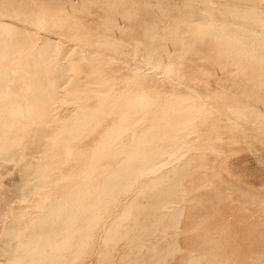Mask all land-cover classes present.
<instances>
[{
  "label": "rangeland",
  "instance_id": "374dc122",
  "mask_svg": "<svg viewBox=\"0 0 264 264\" xmlns=\"http://www.w3.org/2000/svg\"><path fill=\"white\" fill-rule=\"evenodd\" d=\"M145 1H147V0H0V10H2L1 12H3L4 14L5 13H8L7 15L5 14L6 16L3 13H0V18L2 17L3 20H4L3 21L2 18H1V21L2 22H6L7 21V23H8V21L11 22V24L9 23V25L11 26L12 31L15 30V33L17 32V34L19 35V38H22V37H25V36L27 37V35L29 34L28 35V38L30 40L28 38L27 39L29 41H32V42H29V41L26 42L25 41V38L26 37L24 39L22 38L23 39V42L25 41V43H26V44L23 43V44H25L24 46H25V50H26V55H24L25 52H23V53L20 52L19 55H18L20 59L18 58V60H17L20 63L17 62L16 65L15 64L14 65H11L13 67L10 68V70H13V71L16 70V72L14 71L16 75L13 72L9 71V73L11 75L10 77H11V79L14 80V82H13V80H9L7 82V86H8V88L10 90L12 89L11 92H12V94L13 93L15 94V95L13 94L14 97H17V99L23 100L24 98H26V97H28L29 95L32 94V91L30 89L27 88V91H26V84H27L26 83V79H28L29 76L31 78V76L33 75L32 71H33V68H34V63H35V61H37L39 59V58H37V56L39 57V55H40L39 52H38L39 51L38 48L40 49L41 44H43L44 41L46 39H48L47 36H49V39L52 37L53 42H54V45L55 46L58 45V47L57 46L56 47L58 49H60L59 44H57V43H60L59 41H61V39H62L63 36L67 37L66 34H68V37L70 36L69 37L70 39H68V37L67 38H64L63 37V39H62L61 42L64 41L66 44L62 43V44H64V46L62 44H60V45H62L61 46L62 48H64V47L67 48V50H66L67 57L65 59V56L66 55L63 53L65 55L63 57V55L61 53V54L57 55L58 58L55 57V59H54V60H56V58H57V60H56L57 63L56 62H53V63L59 65L60 60H61L60 57H61L62 58L61 62H64V63H62V64L60 63V64L65 67L63 69L66 70V73H68L67 75L68 76L70 75L71 83H72V81L75 82V85H74L73 90H75V89L76 90L75 91H72L68 96L70 97V95H71L70 98L75 99L77 97V93H74V92H78V94H79V92H81V90H79V89L80 88L82 89L83 87H85V85H82V83L83 84H86L88 81H91L92 79H93V82H90V83H93L92 86H95L96 85L95 86L96 88L102 90V92L99 93V95H101L103 93L102 94V97L101 96H98V100L99 101H97L98 103L101 101L100 103H101V107L103 109L101 108V110L99 112L100 114L98 113L99 115H97L98 117H96L97 120L95 119V121L93 122V125L90 124V125H87L88 127L86 126V127L82 128V130H81V132H80V134L78 136V139H77L78 141H75V142L73 141V143H72V154H74V155L71 154V156H73V158L69 155V157L72 158L71 160L70 159L69 160L66 159V158H68V156L67 155L65 156V154H66L65 147L59 145L56 148H50V149H48L47 151L49 152V150H50V152H49V154L48 153L46 154L47 156L46 155L42 156L40 154V153H44L45 154L47 152L46 149L44 151H42V152H38L37 153V155H38L37 157L38 158L36 156H34L36 154L34 150L28 149V150L25 151V155H24L25 158L24 159L22 158L23 160H20V161H17V162L14 161L15 163H13V165L17 164L18 162L20 164L22 162L29 161V160L36 161V159H37L39 161L41 159L40 160V163H42L43 166H46V164H47L46 167H48V169L50 171L49 173L51 175H53V176L54 175H61V176L64 175V176H66V174L69 173V172H70L69 174L75 173V176H78L79 175L78 176L79 178L78 177L77 178L80 181V179H81L80 177H81L82 173H84L83 172V169H84L83 167H86V165L89 167L88 164H90V163H86V159L89 160L88 157H90V156L93 155V152H94L93 149L94 148L97 149V147L100 148L102 146V140H103V137H104L103 134L106 135V137H107V133L105 134L104 131L109 132L110 130H108V128L109 129L113 128V126L116 125V122L122 124V121L124 120V118H123L124 115L121 112L123 110H125L127 112H124L123 111V113L125 115H126V113H128V115L125 116L126 117L125 118L126 122H124L125 124H122V125H127L126 123H128V121L129 122L130 121L132 122L133 121V118L135 119V117H138V116H136L137 113H138V110H139V109L137 110V108L139 107L140 109H142V107H140V104H138V103L139 102H142V101H139V102H136V103H131V106L129 107V105H127V103L129 104V98L131 99V97L128 96L130 93L133 95V96L132 95H130V96L134 97L133 91H135V94L142 93L144 91L145 93H143V94H145V97H147V95H149L148 97L151 96L153 98L152 99V98H148L147 97V101L150 99V100H154V102L157 103V104H153L154 102L152 101L151 104H153L154 107L156 106L158 108L161 105V104L158 105V103H162V105L164 104L163 107L166 105V108L167 109L169 108V106H167V101H168L167 99H169L171 96H172L171 98H174L173 97L174 96L173 94H176L175 95V98H176L177 95L179 96L180 99L185 97L184 98L185 100L182 101V108L185 109V111L187 109L188 110L189 109L190 110H195V109H193L194 107L200 108V107L204 106L205 108H204V110H202L201 113H196L195 112L196 114L194 115V117H192L193 116L192 114H191L192 116L191 115H188V117L186 116L187 118H185L183 116L186 119V120H184L183 123H185V121H187L186 123H188V124H184V126H183L182 123H181L182 126H180V128H178V130L174 129L175 130V133H174V130H170L174 134L177 133L176 135H173L170 131L168 133L167 130H161L160 129V126L165 125V124H163L164 123L163 120H160L159 121V122H161V124L159 125V128H156L155 127L156 130H157V132L155 131L156 134L158 133V129L161 130V131H159V134L160 133L161 134H165L164 131H166L168 133L169 137L166 138L165 136H167V135L165 134L164 137H163V139L164 138L165 139L170 138L171 140H168V141L169 142H171V141L173 142L172 139L175 138L174 141H177L179 139L178 141L184 142L183 140L181 141V139L184 138V140H185V143L184 144H185V146L187 144V146L186 147L183 146V147H185L184 148L185 150L184 149L183 150H180L181 152H179L178 155L175 158H171L170 159L171 160V163L172 162L173 163L177 162V163H175V164L172 163L171 164L170 162L167 161L166 164L168 163L169 165H166L165 164L167 166V167H164L165 169H163L164 164L162 166H160L161 164H158L157 166H160L159 169L162 168L163 171L160 173V172H158L159 169H157L158 171H156V172H158V173L155 172L154 174H152V175H155L156 174L157 176H160V177H161V175H163V177H165L167 175L166 173L170 172L168 174H171V171H172V173L174 172L173 170L176 171L173 174H175V175L177 174L176 175V179L177 180L180 179V181H177V180L176 181L177 182H180L181 185H180V183H177V192H176L177 194L176 193H173V194H176L175 196L173 194H169L168 193L171 196V202L172 203L170 202L167 207H170V204H172L171 206H173L174 203H175L174 206L176 204L181 205V207L184 206L183 207V210L181 208V210L183 211V215L180 217L179 225L178 224H175L174 225L175 227L176 226L177 227L179 226V227L178 228L177 227L176 228L175 227L173 228V225H172L171 227L173 229L172 228L169 229L170 226L167 223L170 222V221H168L170 219H168V220H166V219L169 218L168 217L169 215H171V214H169L170 212H168L170 210L167 211L166 209H155V205H156L157 202L153 198H151V197H153V193H154L155 189H158V191H159L160 188H163L162 186H165L166 185V186L169 187V184L166 181H168L170 179H168V180L165 179L163 182L161 181L162 183L160 182L159 184L158 183L155 184L152 180L155 178L154 179V181H155L157 178L159 179V177H155L156 176L155 175V176H153L154 178H152L151 172H149L150 175H148L149 173H147L148 172L147 171L145 173H147L148 176H146L145 173H144V174H142L140 176L139 179L137 178L134 181V183L132 182L134 184V187L133 188L131 187L133 185L132 184V185H129L131 188H128V187L126 188L127 190L129 189L128 191L125 190V192H124V191L121 190L122 192L121 191L118 192V194H119V196L117 194V198L118 199L115 197L116 201H115V199H114V201H112L111 207H108L109 208V211L108 212H105V210L107 211V207L106 206H110V203H108L109 205H104L105 206V207L103 206L104 208L102 207V208L98 209V207L97 208L94 207V209H93L92 208L93 207L92 205L94 203V198H91V196L88 197V199H91V200L87 201V203L90 202L89 205H91V207L88 206V208H89V209L87 208L88 209V212H85V214L84 213L81 214L78 217V220L76 218L77 221L74 220V223H77V224H74L73 225V229L71 228V230L72 231L74 230L75 235L73 236L74 238H71L70 241H69V246L67 247L68 248V251L65 248L66 251L64 250V251H62L63 253H61V252L59 253V255H61V257L62 256H65V258L62 257V261L61 262H64V264L66 262H67L66 264H143V263L144 264H149V263H151L154 260V259H152L154 256L160 255L162 257V259H161V263L162 264H190V263L191 264H195L193 262H198L197 264H200V261H201V264H203L205 260H206V262L207 261L209 262L211 259L215 258V253H216L217 254L216 256H218V257L215 258V259H213V260H211V262L215 260L214 261L215 264H217L219 261H221V262H219L218 264H220V263H222V264H225V263L226 264H240V263L241 264H250L251 262H253V264H257L258 262L260 263V261H261L260 264H264V103L260 102L261 100H263V102H264V80H262V77L264 78V74L263 75L262 74H259L260 72L264 71V68H263V70H260V69H262L261 67H262V63L264 61V56H262L263 59L261 58V60H262L261 63H260L261 60H258L259 62H256V61H254L256 59H253L252 57L251 58L253 59V61H252V59L250 61H247V60L250 59V57L247 56L249 59L246 58L245 55H248V54H246L243 51V49L242 50L240 49L241 47H244L243 46V43H240L239 42V46H238V41H237V44L236 43H232V42H235V40L233 41L228 36V39L231 42L230 43V42H228L229 40L227 41V35L221 34L222 36H218L219 39H218V37L217 38L215 37L216 43L221 40L220 41V45H218L219 43L218 44H215V41L213 40L214 37L212 38V36H206L204 38V40H206V43H208V44L210 43L209 44V49H208L209 51L207 53V56L206 57H203V60H202V57H199V56L197 58H195L196 60L194 59L195 61L193 60V62H191V64H190V66H192L191 69H190V66H189L188 67V70L190 69L189 71H191V70L194 71L193 73L191 71V73L194 74L195 76H197L196 74L199 75V73H201L202 71L205 72V70L206 71L208 70L210 72V74H208L209 72L207 71L206 73H204V75L207 74V76L205 75L204 78H209V81H208V79H206L207 81L206 80H203V76H202L203 75L202 74L203 72H202L201 75L198 76V77H200L201 80H203L202 81L203 84L201 82L202 85L200 84L198 87L192 88L191 90L190 89H187L188 87H186V86L188 84H185V82L183 83V81H184L183 79L184 78L182 79L180 77V74H181V76L183 75L182 74V71H181V69L183 67V63L178 58L179 57V53L178 52L182 48L181 45H184L185 46L186 43H187V41L189 43V41L192 39V37H191V39H189V37H190L189 35H191L189 33L192 32V31H194V32L197 31L198 27H196V25L197 26H198V24L200 25V23H198L197 20H198V18L203 17L201 15H203L202 14V11H203V13L205 12V9L206 8L204 7L205 9H203V6H205V5H203V6L201 5V2H202L201 0H199L200 3L197 0H193V1L196 2V4L193 5V7L195 6L194 7L195 10H196V7L198 6L197 11L194 13V9L191 6L192 5L191 3H193L192 0L185 1V2L183 0H176V1L175 0L174 1L173 0H164V2H161V4H160V1H163V0H159V1L153 0L154 3H152L153 2L152 0L151 1H148L147 3H145ZM171 1L178 2V4L175 3V5H176V7L178 5L181 8L180 11L183 12L182 15H184V13H185L184 11H186V10H187V12H190V7H191V11H193L192 12L193 13L192 16H190L189 13H187V12L185 14V17L182 16L181 15V12L179 11V8L177 7L178 10L176 11V13L174 11V14H173V11H170L169 13L166 14V15L169 14L168 17L166 16L168 18L167 19L166 17L164 18L165 14L162 11L161 12L164 15L162 16L161 13L159 14V11H158V9H156V7L153 8V9H155L153 11L151 8H149V7L146 6V5L151 4V3H152L151 5H156V3H157V5H161V6H164L166 4L165 7L173 6V10H176L177 8H175L174 3L171 2ZM233 1L234 0H231V2L229 0H226V3H225V1L223 2V0H221V2H220V0H217V1L215 0L214 1L215 3H214L213 6H215L216 3L219 2L218 5H216L217 8H218V6H219V8H221L220 6H222V5H223L222 6L223 8L225 6H226L225 8H227L229 4L233 3ZM170 2H171V5H170ZM18 3H22L23 5H21V4L19 5ZM33 3L35 4V6L37 8L34 7V4ZM197 3H198V5H197ZM59 4H61L62 6L59 5ZM67 4H74L75 5V9L72 12L73 14L71 12H70L71 14L69 12H68L69 14L68 13L63 14V12H66L63 6H65ZM199 4L202 6V9L201 10H199L201 8V6ZM14 5H16L18 7L14 6ZM10 6L11 7L14 6L12 8L15 11L14 13L11 10ZM19 6H21V7H19ZM49 6H51V8ZM142 6H144L143 7V10L141 8ZM15 7L17 9L18 8H24V9H18V10H20V12L23 13V14L21 13V15H23L25 17L19 15V16H21V18L20 17H19L20 19L19 18H16L17 22L15 21V19H13L18 14L17 13L18 10H16ZM26 7L28 9H25ZM33 7L35 8L34 10H33ZM38 8H40V12L38 11L39 12L38 13L39 15L37 14V11H35V10H39ZM182 8L184 9V11H182L183 10ZM242 8H240V9H242ZM4 9H7L8 12H6V10H4ZM31 9H32L33 12L31 11ZM147 9H148V11H147L148 13L146 12ZM224 9L221 8V9L215 11V16H216V13H218L217 15L219 16V18H216V20H215V18H213V22L214 21H216V22L220 21L219 19H220V16L221 15L219 13H221V11H222V13H224V12L225 13L226 12L228 13L229 12L227 9H226L227 11L224 10ZM21 10H23L24 12L21 11ZM155 11L157 12V14H154V13H156ZM27 12H28L29 15L31 14L30 15V20H29V15L27 14ZM41 12L46 17V18L43 17V20H44V18L47 19V20H46L45 24L42 25L44 28L41 26L42 28L41 27L38 28V29H40V31L38 29H36L37 30L36 31L34 29L37 28V26H40V25H37L36 26V24H38V22L36 21V19L37 18H41L43 16L41 14ZM9 13H12L14 15V16L13 15L12 16H9L10 18L13 17L12 18L13 20L8 19V15H10ZM15 13H17V14L15 15ZM33 13L35 14L34 16L36 18L35 19L36 22L31 21L32 19H34L33 15H32ZM60 13H62V14H60ZM170 14H171V16L172 15H177L179 19L178 18H174L173 16L171 17ZM194 14H195V16H194ZM26 15H28V16H26ZM150 15L152 16V18L154 17L153 19L152 18L151 19L153 21L155 19L156 21H154V23H157L160 28H158V26L156 24H154L152 20H149L148 17H151ZM222 15H224V14H222ZM227 15L228 14H226V16ZM51 16H52L53 19L50 18ZM65 16H66V18H65ZM103 16H105L106 18L103 17ZM179 16H182V18L180 19ZM226 16L224 15V17L225 18H228V19H224V18L222 19L223 16L221 17V20H225V22H226L225 23L223 21L224 23H222V24H224V25L226 24L227 25V23L230 22L229 23L230 25H227V28H224V27H226V25L225 26L222 25L223 27H221V29L223 28L222 30H224V29H229V30L232 29V30H234L232 27L230 28L228 26H231V24H232L231 20H235V18L233 19V17H231L229 15L227 17ZM6 17H7V19H6ZM58 17L61 20V22H59V23H58V21H60V20L58 19ZM22 18H23V21L24 22L22 21ZM24 18H27L28 21L26 19H24ZM68 18L74 21V24L75 25L73 27H71L72 25H70V27L72 29L69 27V24H73V21H69ZM147 18H148L150 24L148 23ZM236 19H238V18H236ZM20 20H21V22H20ZM37 20L40 21V19H37ZM65 20H68V21H65ZM180 20H182V21H180ZM195 20H196V22H195ZM240 20H242V19H240ZM41 21H42V18H41ZM186 21H189L190 23L189 22H186ZM199 21L201 22V18H200ZM236 21H234V26H235V24L236 25H238V24L241 25V21H240V23H238ZM242 21H243V23H242L243 25L246 24V26L249 25L248 28L251 27L252 24H250V23L247 24V22L244 21V20H242ZM30 22H31L32 25L29 24ZM49 22L51 24H49ZM52 22H53V24H56V25H53ZM62 22H65V23L67 22L66 25L68 24V26L65 27L66 25L65 26H64V24L62 25ZM221 22H218V24H221ZM33 23H34L35 26H33ZM46 23L49 24V25H47ZM147 23H148L149 26L147 25ZM163 23H165V25L162 26ZM195 23H197V24L195 25ZM59 24H61L63 26V28H62V26L59 27L58 26ZM113 24H114V26H112ZM151 24H153V25H151ZM27 25L28 26H32V28L31 27H27ZM44 25L47 26L46 28H48V29H45V26ZM214 25H216V23ZM50 26L51 27L55 26V27L51 28ZM104 26L108 30V37H106L107 35L104 32V31L107 32V30L104 29L105 28ZM232 26H233V24H232ZM56 27H57V29L59 28L58 30L60 32L55 29ZM148 27L149 28L152 27L154 29L153 31H155V29L157 28V30H156L157 33H155L156 32L155 31L154 34L152 33L153 35L149 34V32L151 33V29L152 28L149 29ZM200 27H199V29H200ZM237 27L235 28L234 31H236ZM241 27H242L241 29L244 30V27L245 26H242L241 25ZM29 28L31 30H34V31H32V32H34V34L32 32H30L31 30H28ZM60 28H62L63 30L65 28H66L65 30L68 29L66 31L67 33L64 34L65 33V30L63 31ZM164 28H165L166 31H165V34H163V35L161 34L162 36L160 35L161 38H164L163 40H161V38L157 34H158V32L159 33H162V31H164ZM42 29H44V30H42ZM99 29L102 30L103 32L99 31ZM144 29H146L145 30L146 32H144ZM147 29H149V30H147ZM167 29L168 30L170 29V30L167 32ZM217 29H220V25H219V27ZM241 29H237V30H240L241 31ZM22 30H24V31H22ZM26 30H27V32H26ZM79 30H80V33H78ZM110 30L111 31L114 30L115 33L114 32H109ZM53 31L54 32L56 31L55 34H57V32H58V34L55 36V34H52V33H54ZM68 31L70 32V34H69ZM74 31H76L81 36V38H83V37L85 38L84 35H86L87 37H89L90 42H94V41H95V43L96 42H99L98 44L96 43L98 46L97 45L96 46H93V43L88 42L89 39H87V41H83L86 38L85 39L83 38V40H82L83 42H81V40H79V42H77L76 40L79 39L80 36L78 34H77V36L73 35V34L76 33ZM85 31H87V32H85ZM98 31H99V34H97ZM134 31L136 32V34H135ZM40 32H41V34L38 36V34ZM42 32H43V34L45 36H43ZM45 32H47V33H45ZM48 32H50V33H48ZM61 32H62L63 35L61 34ZM83 32H84V35L82 34ZM133 32H134V34H133ZM137 32H139V33H137ZM142 32H144V33H142ZM173 32H174V34H173ZM85 33H87L89 36L87 34H85ZM102 33L105 35V37L103 36ZM145 33H148V36H153V37L152 38L151 37L150 38L149 37L148 38L147 37L145 38L144 36H147V34H145ZM17 34H13L14 39L17 38V36H18ZM59 34L62 37H60ZM142 34H144V35L142 36ZM3 35L0 34V36H2L3 38L4 37L6 38V35H4V36ZM15 35H17L16 38H15ZM30 35L32 36L31 38L29 37ZM156 35H157V38H158L157 41H156ZM192 35H194L193 32H192ZM73 36L76 37V38L78 36L79 37L75 40ZM132 36H133V39H132ZM2 37H1V39H3ZM96 37H98V40L99 41L96 40ZM7 38H6L7 41L10 40L9 39L10 38L9 36ZM57 38L60 39V40L57 41L58 40ZM186 38H187V40H186V43H185L184 40ZM1 39H0V41H1ZM130 39L131 40H134V41L135 40H138V42L139 41L142 42L141 40H143V43H140L139 42L140 49H138V50H141L143 48V50H141L139 52L136 51L135 50V44L137 43V41H135V44H134V42L131 41ZM147 39H148V41H147ZM210 39H211V41H210ZM6 40L4 42H6ZM178 40H180V41L177 43ZM40 41H43V43H41ZM158 41H160L161 43H162V41L165 42L166 43V46H168V49H167V47L165 46L164 43H163L164 46H162L160 43H158ZM226 41L229 44H232V46L233 45H236L233 48H235V47L237 48V46H238L239 48H237V49L239 51L237 52V50H232V47L230 49V46H228V43H224ZM76 42L79 45H77ZM86 42H88V43H86ZM146 42H148L151 46L153 44L154 49H152L153 48L152 47L151 50H150L149 49L150 48V45H148V43L146 44ZM155 42H156V49L157 50L155 49V45H154ZM3 43L0 42V47L3 45ZM27 43H28V45H27ZM103 43H104L105 46H103ZM39 44H40V46H37ZM123 44H124V47L125 48L127 47L126 50H125L124 47H123L124 49L123 48L121 49V47L123 46ZM128 44H129V46H128ZM131 44L134 45L133 46L134 48L132 47ZM141 44H142V46L146 45L145 47H147L150 52L147 51V53H144L143 51L147 50V48L142 47ZM176 44H178V45L180 44L179 45L180 49H179V47ZM224 44H225V46H224ZM241 44H242V46H240ZM65 45H67V46H65ZM160 45L162 46V50H161L160 47H158ZM215 45H216V49L214 50ZM29 46H30V49L27 50L29 48ZM36 46H37V48H36ZM75 46H77V47H75ZM217 46H219V47H217ZM129 47H132L131 48L132 50L134 49L133 50L134 51L133 53H130L132 51H131V49ZM176 47H178V50L179 51L177 49H174ZM72 48H74V50ZM87 48H89V49H87ZM158 48L160 49V52L161 51L164 52L162 55L165 54V56H164L163 59H165L167 57L165 59L166 61L162 59V61H161L162 64H160V67H158L157 70H156L155 67H149L147 65H143L145 67H141L142 69H140V71H142V73H141L142 76L140 77V80H141V78H142V80L141 81L139 79L137 80V81L140 82V84H139V82L137 83V81H136L137 84L134 83L135 85L132 84L134 86L131 85L132 87H134V89L136 88L137 91L134 90L132 87H128L131 84V83H129L130 81L128 79L136 71L135 70L136 69V65H140L139 62L141 63L142 60H144L146 58V56H147V55H144L145 58H142L141 56H143V54L141 52H143L144 54H148V52H149L148 56H153V55L155 56V55H158L160 53ZM255 48H256V50L257 49L259 50V51L257 50V52L261 53V55H264V51L261 52L263 50V49L261 50V47L259 48L258 46H256ZM35 49H37V50H35ZM90 49L91 50L94 49V51L93 50L90 51ZM83 50L85 52H83ZM87 50H88L89 53L87 52ZM122 50H124L126 53L123 52ZM127 50L128 51L130 50L129 53L127 52ZM155 50L158 51V52H156ZM172 50H174V52ZM231 50L233 52H231ZM74 51H77V52H74ZM118 51L123 52L122 55H120L121 53L118 52ZM176 51H177L178 54H176ZM27 52H28V54H27ZM72 52H73V55H72ZM95 52H97V53H95ZM154 52H156V54H153ZM209 52L210 53L212 52V53L210 54ZM240 52L241 53L243 52L242 53L243 56H242V54ZM79 53H80V55H78ZM127 53L129 55L131 54L130 55L131 57L129 56V60L127 59V56H128ZM136 53H139L140 60L137 59L139 57H138V55L136 56ZM140 53L142 55H140ZM167 53H168V56L169 57L167 56ZM173 53L175 55H177V56H173L174 55ZM239 53H240V56H239ZM27 55H29V57ZM72 56H73V58H72ZM81 56L84 57V58L89 59V61H91V59H93L91 61V62H94V66L92 67V71H93L92 73L93 74H91V73H89V75H88V73L86 74V72L84 71V69H86V68L84 67V63H83V61L85 59L84 58H81ZM90 56H92V57H90ZM133 56H134V58H132ZM170 56H171V59L169 61L168 59L170 58ZM21 57L23 59H21ZM34 57H36V58H34ZM214 57H215L216 60H214ZM1 58H2V56H0V60L3 59L2 61H0V64H1L0 65V70L3 69V68H5V67H7V65L9 64L8 63V61H9L8 58H6V59L5 58H2L1 59ZM24 58H26V59H24ZM74 58H76L77 60L79 58V60L78 61L77 60L71 61V59H74ZM176 58H178L179 62H178V60ZM244 58L247 59V60H245ZM63 59H65L66 61L63 60ZM80 59H84V60L81 61L83 64L80 63ZM131 59H136V60L134 61V60H131ZM197 59H198V61H197ZM76 61L79 62V63H74ZM125 61H126L127 64L125 63ZM137 61H139V62H137ZM163 61H164V63H163ZM239 61L240 62H243V63H241L243 66L242 65H238L240 63ZM65 62H66L67 65H64ZM171 62H174V63H172L173 66L171 65ZM176 62H178V63H176ZM4 63H5V65H4ZM69 63H71V64L74 63V65H69ZM167 63L170 65V67L172 66L171 69H174L175 71H177V69H178L179 71H177V72L179 74L177 72H175V71L173 72V70H172L171 72H172L173 75H171L170 74V71H169V70H171V69H169L170 68L169 65H168L169 68L167 67L168 69L165 67V65L167 66ZM175 63H176V66L178 64L177 67H175ZM54 64H52V66ZM196 64L198 66H200V67L201 66H203V67L205 66L204 69L205 68L206 69L203 70V67L197 69V65ZM61 65H59V66L61 67ZM77 65H78V67L80 69L79 72L77 71L79 69H76V71H77L76 72L75 71V68H74V71L73 72L70 71L71 74L72 73H75L76 74V77L74 78L73 76H75V75L73 74V76H72L71 74H69L68 69L69 70H72L73 68L71 66H77ZM92 65H93V63H92ZM133 65H135V67ZM161 65L164 68H166V69H164ZM236 65H238V66H236ZM82 66L84 67V69H83ZM235 66L238 67V68H240V67H242V68L236 71ZM263 66H264V64H263ZM54 67H55V65H54ZM78 67H76V68H78ZM148 67L151 68V69H149ZM193 67H195V68L193 69ZM20 68L21 69L23 68L22 69L23 71ZM144 68H146V69H144ZM160 68L164 69V71L166 70L165 73L166 72H169V74L166 73L167 74L166 75L164 73V71L161 70ZM143 69L144 70H147V73H150L151 75L146 74ZM154 69L157 72H159V73H157V72L155 73L154 72L155 71ZM150 70H152V71H150ZM160 70L163 71V72H160ZM195 70H196V74H195ZM26 71L28 72V74H27ZM94 71H95V75H94ZM143 71H144V73H143ZM17 72H19V73H17ZM29 73L31 75H29ZM51 73L53 74V72H51ZM77 73H79V74H77ZM17 74H21V76H22V74H24V77H25L24 80H25V82L23 81V79L21 80L23 82L19 81L21 83L20 85L22 87L21 86L19 87V82L16 81V80H20V77H18ZM81 74H83V76H81ZM143 74L146 75V76L149 75V77H147L148 80H147V78H145L146 80H144V75ZM14 75H15V77H14ZM174 75H178L177 76V80L178 81H176V76H174ZM90 76H92L93 78L90 77ZM120 76H122V77L124 76L125 77V78H123L124 80ZM166 76H169L171 78L172 77H175V78H172V79H174L172 81L171 78L169 79ZM259 76H261V77H259ZM32 77H34V76H32ZM22 78H23V76H22ZM30 78H29V80H30ZM85 78H86V80H85ZM260 78H261V81H260ZM256 79H258V81ZM180 80L182 81V83H181ZM84 81L86 83H84ZM125 81L128 82V83L126 82V86L128 87V89H126V86L124 85L125 84ZM142 81L145 82V83H147V85H145V83L143 84ZM175 81L177 83L179 82L180 84H183L184 86L179 85V84L177 85V83L175 84L174 83ZM259 82H260V84H259ZM15 84H17L18 87L15 88V86H16ZM80 85H82L83 87L80 86ZM136 85L137 86L140 85L138 87L141 90ZM141 85H143L144 87L141 88L142 87ZM144 88H145V90H142ZM198 88H200V89H198ZM194 90H195V92H194ZM191 91H193V93H191ZM158 93L161 94V95L159 96ZM72 94L73 95L76 94V96H73L72 97ZM168 94H170V95L168 96ZM165 95H167V96H165ZM261 95H263V96H261ZM80 96H81V99H80ZM80 96L78 95V97H77V100L78 101L76 99L75 100L72 99L73 101H71V99L68 98V102H70L71 104H74L73 106H77L78 107V105H80L78 103L79 102L81 103L82 102V99H83L82 98L83 95L81 94ZM127 96H128V98H126ZM153 96H155V98H160V101L158 102L157 99H156L157 100L156 101ZM187 96L188 97L190 96L191 98L190 97L188 98ZM164 98L165 99L167 98L166 99V104L163 103V101L165 100ZM179 98H177V99H179ZM186 98H188L189 100L190 99H192V100L189 101V102H187L188 99H186ZM258 98L260 100H258ZM1 99H0V108H2L3 105H4V103H5L3 97H1ZM79 99H80V101H79ZM115 100H117L118 102L120 101L119 103H117L116 108H114L115 106L113 107V105L116 104L115 102H117ZM121 100L124 101L123 103H126L125 104V107H128V110H130V111H128L127 108H124V105H121L122 104V101ZM104 101H106V102L110 101V102H108L106 104ZM147 101H146V104H150L149 103L150 101H148V103H147ZM102 102L104 103V106L106 104V107L109 104H113V105H109L106 108V107H103L102 106V104H103ZM143 102H144V100H143ZM143 102H142V104H143ZM185 102H187V103H185ZM67 103L65 104V107H63L64 110H62V108H61L64 104H62L61 107H59V105L56 106V107L57 108H60L62 111H65V108H66ZM70 103H69V105H71ZM132 104L133 105L135 104L134 105V108L132 107ZM119 105H121V106H119ZM144 105H145V103L143 105H141V106H144ZM197 105L198 106L201 105V106L198 107ZM73 106H70L69 107L70 109L67 107V109H66V112H68L67 114H71L70 112H72L71 110H73V108H74ZM56 107L53 106L51 108L50 113L52 111L58 110V109H55ZM111 107H112V109H110ZM156 107H155V109H156ZM119 108L120 109L123 108V110H121L120 112H118L119 111ZM135 108H136V115L134 116V115L131 114V112L133 114H135V112H134L135 111ZM75 109H78V108L75 107ZM133 109H134V111H133ZM160 109H162V108H160ZM164 109H165V107H164ZM167 109H165V110H167ZM61 110H60V112H62ZM69 110H70V112H69ZM156 110H159V108L156 109ZM77 111L78 110H76V111L74 110L72 112V114H74ZM238 111H239V113H238ZM56 112L58 114H56ZM56 112H52L50 114V115H52V114L56 115V116H54V115L49 116L50 119L47 118V116L49 115V113L44 114V113L40 112L41 114H43L42 115L43 118L40 117V115L38 113V116L37 117H36V114L34 115V117L31 116V118H29V122H28V119H25V118H21L20 117V119H19L20 121L17 120L16 122H13V124H11L9 126V128L7 129L6 132H8L11 135L13 133V135H16L17 138H20V135H21L22 138H24L27 141L29 139V141H30L31 139H34L35 138V136H34L35 135V132H38V130H39L40 127L41 128L42 127L44 128V127L49 126V124H47L49 122V120H50V124L51 123H54L53 125H55L56 124L55 122H58L59 121V118L63 117V114H61L58 111H56ZM62 113H64V112H62ZM138 114H140V113H138ZM170 114H172V113H170ZM121 115H122V117L119 118V116H121ZM197 115H198V117H197ZM127 116H129L128 121H127ZM130 117H132V118H130ZM56 118H58V119H56ZM98 118H99V120H98ZM103 118H105V119H103ZM122 118H123V120H122ZM37 119L40 120V121H38ZM42 119H43V121H42ZM100 119H102L101 120L102 122L100 121ZM188 119H190L191 121L188 120ZM18 121L20 122V125L21 126L17 123ZM33 121L35 122L34 125H32L34 123ZM258 121L262 122L263 124L262 123L260 124ZM36 122H37V124H36ZM189 122H192V123H189ZM233 122H235V123H233ZM256 122H257V124H256ZM27 124H29V125L31 124V125L30 126H27ZM94 124H96L97 126L94 125ZM13 125L16 126L15 129H14V126ZM190 125H192V126H190ZM94 126H96V128ZM33 130H35V131H33ZM153 130L154 129L152 128V131ZM16 131L19 133L18 135H17ZM28 131H29L30 134L28 133ZM89 132H90V135H88ZM91 132H92V134H91ZM155 132L152 133L151 132V129H150L149 131H147L144 134V137H146L147 139L149 138L148 140H151L153 137L154 138L156 137V136H153ZM110 133H111V131L108 133V135ZM181 133H183V134H181ZM25 134H28V136L25 135ZM81 135L84 136V138H80ZM100 135H102V136H100ZM162 136L163 135H161V138H162ZM100 137H102L101 142L99 140ZM106 137H104V138H106ZM156 138L160 140V138H158V137H156ZM156 138H155V140H157ZM95 140L97 141L96 143H95ZM152 140H151V143H152ZM166 141L167 140H165L163 142H166ZM168 141L166 142L167 145H166V143L161 142V145L159 143H157V145L158 144L159 145H158V147L157 146L156 147L157 148H160V150H163V147L169 146L168 145ZM155 142H158V141H155ZM173 143H175V142H173ZM99 144H101V146ZM111 144H112V146L114 148H117V146H118V145L117 146L116 145H113L114 144L113 141L111 142ZM153 144L156 145L154 142L152 144H149L150 146L148 145V143L145 145L146 147H150V148L152 146L151 149L148 148V151H150L149 153H152L155 150V149H153ZM169 144H171V143H169ZM95 145H97V146H95ZM145 146H144L143 150L146 149ZM92 147H94V148H92ZM108 147H109L110 150L108 149V151H107L106 148H108ZM124 147L126 149H128L126 146H124ZM156 147L154 146V148H156ZM157 148H156V150H159ZM121 149H123V148H121ZM126 149L124 151H126V153H127L130 148L128 150H126ZM75 150H76V152H74ZM115 150H117V149H115ZM103 151L108 153L109 151H113V150H112V148L109 145H107L104 148ZM26 152L27 153L30 152L31 155H29L30 153L27 154ZM104 152H103L104 155H102V156H105L106 155L105 157H107L109 155L108 156L109 157L108 159H110L111 157H113V154L116 153V151L115 152H110V154H107V153H104ZM60 154H61V156H60ZM182 154H184V156H186V155H188V156L184 157V156H182ZM123 155L125 156L126 154L123 153ZM123 155L121 156V154H120L118 156L116 155V158L114 157L116 159V163L117 164L114 163L115 162V159L114 158H113V160H114L113 163H111L113 161L112 159H110L112 161L109 160L110 164H112V165L114 164V166L111 165L112 167H110V164H108V162H107L108 159L105 158L107 160L106 161V160H104V157L101 160H104L105 162L101 161L100 164H101V166H104L105 164H103V163H106L109 166L108 165L107 166L105 165V166L106 167H110V169H111L113 167H116L117 165H119L122 162V160L125 158ZM180 155L184 158L183 161H182L181 158H179ZM82 156H84V157H82ZM119 156H121L122 158H119ZM189 157H190V159H189L190 160V163H187L186 165L190 164V167L188 165L187 166V169H186V165H185L184 161H185V159H188ZM177 158H178V160H177ZM118 160H119V162H117ZM189 160L188 161L186 160V161L189 162ZM64 161H67V162L65 164H63ZM156 161L159 162V160H156ZM180 161L182 163H184L185 170H183L184 169L183 167H182V169H179V168H181V165H182V163ZM82 162L83 163H86V165L85 164L84 165L82 164L83 166L79 167V165H81ZM87 162H89V161H87ZM6 163H5V165H8V166H5L2 169L6 170L7 169L6 167H9L10 166L9 168H11V170H6V174L5 175L1 174V172H0V199H1V197L3 198V199L0 200V202L2 201L6 205V207H7V208L5 207V209H6L5 211H4V208H3L4 206L3 207L1 206V208H3V209L0 208V247H2L3 246L2 244H4V242H3V241H5L4 238H7L8 237L7 233L5 234V230H7L6 227L9 224V220L11 222L12 219H13V216H15V215H12V214H14L13 212L18 209V206H19L20 209H21V206H22V209H24V208L26 209V210H24V213H23V210H22V213L21 212H18V214H17V211L19 209L15 213L19 217L20 230L21 231H24L25 229H27L26 227L31 226V224H33V223H35L37 221V219H36V218H38L37 216L40 217L41 215H44V214L47 213V209H45L44 211L42 210V208L40 209L41 205L43 203H45V201L42 200L43 198L45 199V197H46V195H45V197H43L45 193H47L49 195H51L50 193H52L53 195L56 194L58 196L64 195L62 199H61V197H58L56 195H54V196L52 195L53 197H48L49 195H47L48 202H55L53 199H55V200L58 199V200H56L58 202L59 201V198H60V201L66 199L67 196H65V194L68 195V193L74 188V186L79 183V182H77L78 180L76 181L77 178H75L72 175L73 176V180H69V181H71V182L76 181L77 183L76 182H74L75 184L70 183L71 184L70 187H68L66 185V183L68 184V182H69L66 179L65 180L67 182H65L63 180L61 183L60 182H57L56 184L54 183V185L51 183L52 185L51 184H48L47 186H49V187H46V189H44L43 191H41V192H34L35 194L34 193H31L30 196L28 197V199H25L24 200L22 198V200H24L23 203H22L21 198L17 197L18 198V201H16L17 200L16 198H14V197H16V195L14 196V188L16 189L17 188V185H20L18 182L20 181V179H19L20 177L19 176L21 174V168H20L19 164L13 166L11 161H9V164H8V162H6ZM100 164H99V166H100ZM136 164L138 165V163H136ZM178 164L180 166L179 168H178V166H176ZM61 165H62V167L60 168ZM101 166H100V169L102 168L103 170L102 171L101 170L100 171L99 170L98 171L96 170V173H95L94 177L97 176L96 178H98V179L96 180V178H94L95 180L93 179V181H94V182H92L93 184H95V183L97 184L96 181H99V178L101 179L99 181V183H101L102 179L103 178L105 179V177L107 176L106 172L108 173V175L110 174L109 173L110 169L106 171V170H104L105 167L103 168ZM55 167L56 168L59 167V169L61 171L58 170V169L56 170ZM88 167H86V169ZM174 167H176L178 170H176ZM78 168L82 170V173H81V170H79ZM171 168L173 170H171ZM2 169H1V171H2ZM53 169H55L56 171L53 170ZM70 169H71V171H70ZM86 169H84V171ZM78 170L80 171L79 173L77 172ZM186 170L188 172L190 170L191 171L189 173L186 172L187 173L186 174L185 173ZM103 171H105L104 174H103ZM4 172L5 171H2V173H4ZM99 172H101V173H99ZM100 174H103L104 176L103 175H100ZM159 174H161V175H159ZM99 175L102 176V177H100ZM171 175H170V178H175L173 175L172 176ZM168 176L169 175H167L166 178ZM69 177H70V175H69ZM71 179H72V177H71ZM16 180H17V182H16ZM169 182H171V181H169ZM150 183H152V184L154 183L153 185H155V186L158 184V186L160 185L159 186L160 188L159 187L154 188L155 186L152 185L153 188H154V190H152V189H150V187H152V186H148L147 187V185H151ZM164 183H165V185H164ZM70 184H68V185H70ZM93 184L91 186H93L94 189H95V187L98 184L97 185L96 184L93 185ZM178 186H180V187L183 186L184 187V188L181 187L183 190L185 189L183 191V193H181V190L182 189L180 188L181 189L180 190ZM11 187H13V189ZM93 187H90L89 188V192H92L91 188L93 189ZM145 187H147L148 189L145 188ZM6 188H8V190H6ZM67 188H68V190H67ZM69 188H72V189L69 190ZM142 188L144 190H142ZM164 188H163V190L166 192L167 188H165V189ZM10 189L13 190L12 193H11V196L12 197L11 196H8V194L7 195H4L6 192H8L10 194V192H11V191H9ZM1 191L3 192L2 194H1ZM4 191H6V192L4 193ZM48 191H50V192H48ZM149 191H151L152 193H150ZM164 191H163V193H164ZM142 192L146 196H142V197L139 196L140 193H141L140 195H143ZM157 192L155 191V193H157ZM178 192H179V194H178ZM36 193L37 194L39 193V194L37 195ZM149 193L152 196H150ZM185 193H187V194H185ZM166 194L167 193H164V195L168 197V194L167 195ZM184 194L187 195V196L188 195H190V196L186 197V196H184ZM180 195L181 196L182 195L184 196V199H183V204L185 203L184 205L183 204H179V201H180V203H182L181 199L183 198V196L181 197ZM39 196L40 197L42 196L43 198H41L39 200V198H40ZM179 196H180V199H179ZM138 197H140V199H137ZM146 197H147V199H146ZM185 197L187 198V200H185L186 199ZM191 197H194V198L196 197V198H195V200L194 199L191 200ZM7 198H8V200H7ZM143 198L146 199V201ZM173 198H174V200H172ZM175 198L176 199H179L178 202H176L177 200ZM49 199H51L53 201H50ZM13 200H14V204L12 202ZM136 200H138V201H136ZM149 200H151V201H149ZM189 200H190V203L191 204L190 203H188V204L186 203V201L189 202ZM6 202H7V204H6ZM27 202L29 204L31 203L29 205L30 206L29 207L30 209L27 208L28 207V203ZM138 202L141 203V205H139ZM3 203H2V205H4ZM20 203H22V205H18ZM37 203L39 205V208L36 209V207H38ZM10 205H13V206H10ZM135 205H136V207H138V209L135 208V210L133 209V211H132V208H134ZM178 205H176L175 207H178ZM23 206H24V208H23ZM140 206H142V207H140ZM145 206L149 208V210L147 208L148 212H147V210L145 208H143ZM139 207H140L141 211L143 210L142 213L146 211L145 212L146 215L142 214L143 216H141V211H140ZM90 208H92V210H90ZM170 208H172V207H170ZM87 209H86V211H87ZM136 209H137V213H136ZM144 209H145V211H144ZM152 209H154V210H152ZM40 210L43 211V212H41ZM97 210H99V213H97L98 212ZM150 210H152V211H150ZM29 211H31V212H29ZM90 211H92L93 213L90 212ZM100 211H101V214H100ZM125 211H127V212H125ZM157 211L160 212V215L165 216L163 218L166 220V222L164 221V219H163V222L160 220V219H162L161 218L162 216H160L159 215V212L157 213ZM163 211H165L166 214ZM4 212H7V214L4 213ZM38 212L40 214L41 213L42 214L40 215V214H38ZM123 212H124V214H122ZM154 212H156V213H154ZM184 212H186V213H184ZM19 213H20V215H19ZM89 213H91V214H94L95 213L94 215H98L99 214L102 217L104 216L103 217L104 220H103L102 217H100L99 219L101 220V222L98 221V223L97 222L95 223L97 225H96V227H94L95 228V231L92 232L90 234V237L88 238L89 242L87 241V238L84 240V243L86 242L85 243L86 245H84L85 248L83 246L84 249H82L83 250V255H82L81 254L82 251H80L81 250V246L79 247V245L81 244V241H80L81 240V236H80L79 233L87 225V222H89V221H87V218H88ZM134 213L136 215H134ZM151 213L154 214V215H151ZM91 214L89 215V217L90 216H93ZM131 214L133 215V217H132ZM167 214H169V215H167ZM24 215H25V218H23ZM26 215H29V216H26ZM148 215L149 216H152V217H150V219H151L150 222L153 223V222L156 221L155 223L161 222L162 224L159 223V225H158V223H157L158 226L156 224L154 225L155 227L153 226V230H154L155 236L151 237V239H153L152 241H155L156 240V242L154 243L152 241H149L143 247L142 245H138L137 242H140L141 235H142L141 232H142V225L143 224H142L141 221L144 219L143 217H145V216H147V218L149 219ZM154 216H156V218H158V216H160V219L158 218V219L155 220V217ZM7 217L8 218L12 217V218L8 219ZM33 217H35V218H33ZM134 217H136V219ZM138 217L140 218L139 220H137ZM153 217H154V219L152 221V218ZM118 218H122V220L126 221L127 223H125V222H123V223L121 222L120 223L119 220L121 221V219H118ZM182 218H184V219L181 220ZM200 218H201V220H200ZM145 219H146V217H145ZM148 219H146L145 222L146 221L149 222ZM130 220H132V221L134 220L135 222L134 221L131 222ZM197 220H198L199 223L202 220H205L204 222H207V223L206 224L205 223L203 224V221H202V224L200 223L201 224L200 225L199 223H197ZM115 221H116V223H115ZM128 221H129V223H128ZM137 221L138 222L140 221L141 224L139 223L140 224L139 225L137 223ZM25 222H27V223H25ZM143 223H144V221H143ZM83 224L85 225L84 227H83ZM132 224H133L134 227H132ZM163 224L168 225L167 226L168 229L166 228V230H165L164 228H165L166 225L164 226ZM161 226H163V227H161ZM118 227H119V229H118ZM114 228H116V229H114ZM123 228H124V230H123ZM163 229L165 231H163ZM131 231L134 232V233H132ZM137 231H139V232H137ZM158 231L159 232L160 231H163V232H160L159 233ZM154 233H153V235H154ZM157 233H159V234H157ZM4 235H6V237ZM210 235H212V236L215 235L217 237L219 235V237H221V236L222 237H221V240H219V238L216 237V239H217L216 240L215 239V236L214 237H212V236L210 237ZM65 236H66V234H63L62 236H60L58 238V240H61V238L64 239ZM203 236L204 237L206 236L205 237L206 239L208 238V240H206L204 238L205 239V243H204ZM156 237H160L159 238L160 240L158 238L156 239ZM197 237H198V239H197ZM223 237H225L224 240H222ZM70 242L71 243H74V244H70ZM174 242L176 243V245H175ZM87 243H88V245H87ZM161 243H163V244L161 245ZM209 243L210 244L212 243V244L210 245ZM157 245H159L158 248H157ZM71 246H74V247H71ZM207 246H208V249L210 250V255L208 254L206 256V253L209 252L207 250ZM209 246L212 247V248H210ZM214 246H216V247H214ZM78 247H79V251L81 253L80 252L76 253L78 250L76 252H74ZM111 247H112V249H111ZM147 247L149 248L150 251L146 250ZM200 247H203V248L200 250ZM154 248H155V250L157 252L154 250ZM197 248L199 250H197ZM177 249H179V253H177L178 252ZM181 249H182V251H181ZM212 249L214 251L216 250V252L214 253V251H211ZM164 250H167V251L164 252ZM202 250L205 251L203 253V255L205 254L204 255V258H205L204 261L199 257L200 255L202 257V253H201ZM206 250H207V252H206ZM107 251H109V252H107ZM197 251H199V252H197ZM221 251H222V254H221L222 257H219V256H221L220 255ZM172 252H173V255L171 254ZM211 252H212V254H211ZM160 253L164 255V258H163V255H161ZM164 253L166 254V256H165ZM69 254H72V257ZM66 255H67V258H66ZM73 255H74L75 258H73ZM81 256H82V258H81ZM99 256H101V257L99 258ZM0 258H1V256H0ZM219 258L220 259L221 258H224L223 259L224 261L222 259L220 260ZM148 259H150V260H148ZM197 259H198V261H197ZM1 260H2V262H1ZM3 260L4 259H0V264H4L5 261H3ZM70 260H74V261L72 262ZM132 261L134 263H132ZM142 261H143V263H141ZM147 261H148V263H147ZM208 262H207V264H208ZM214 263L212 262V264H214ZM204 264H206V263H204ZM209 264H210V262H209Z\"/></svg>",
  "mask_w": 264,
  "mask_h": 264
},
{
  "label": "bare ground",
  "instance_id": "6f19581e",
  "mask_svg": "<svg viewBox=\"0 0 264 264\" xmlns=\"http://www.w3.org/2000/svg\"><path fill=\"white\" fill-rule=\"evenodd\" d=\"M148 1H151V0H147V1H145V3H147ZM153 1V0H152ZM156 1H159V0H156ZM174 1V0H173ZM173 1H171V2H173ZM176 1V0H175ZM184 2L185 1H189V0H183ZM193 1V0H192ZM197 1H199V0H197ZM202 2H201V5L203 6V5H205V6H203V9H205V12L203 13V11H202V14L203 15H201V16H203V17H200L201 18V22L199 21L200 20V18H198V23H200V25L198 24V26L196 25L197 23H195V25H196V27H198V29H199V27H200V29L198 30L197 28V33L196 32H194V31H192L193 33H194V35H192V32H188L189 34H191V35H189L188 37H189V39H191V37H192V39L189 41V43H188V41H187V43H186V40H187V38L184 40L185 41V43H186V45L184 46V45H181L182 46V48H181V50L179 51L178 50V47H179V45L178 44H176L178 47H176V48H174V49H177L179 52V59L182 61V63H183V67H182V69H181V71H182V76H181V74H180V77L184 80L183 81V83L185 82V84H188L186 87H188L187 89H192V88H195V87H198L200 84H201V82L203 81V80H206V79H208V81H209V78H204V76L206 75L207 76V74H205L204 75V73H206L207 71L204 69V67L203 66H198L197 64V69L198 68H202L203 67V70H205V72H201L203 75V80H201V78L200 77H198V76H200L201 75V73H199V75L198 74H196V70H195V74L197 75V76H195L194 74H192L194 71H192V73H191V71H189L190 69H191V67L192 66H190V64H191V62H193V60L195 59V58H197L198 56L199 57H202V60H203V57H206L207 56V53H208V49H209V44L208 43H206V40H204V38L206 37V36H212V38L214 37V41H215V44H218V45H220V41H218L217 43H216V39H215V37L217 38L218 36H222L221 34H224V35H227V41L229 40L228 39V36L230 37V39H232L233 41L235 40V42H232V43H236L237 44V41H238V46H239V42L240 43H243V46L244 47H241L240 49L242 50L243 49V51L246 53V54H248V55H245L246 56V58H248V57H250V59L249 60H247V59H245V60H247V61H250L252 58L253 59H256V60H254V61H256V62H259L258 60H261V58L263 59V57L262 56H264V55H261V53H259V52H257V50H256V46H258L259 48L261 47V52H263L264 51V0H234L233 1V3H231V4H229L228 5V7L227 8H225L226 6V0H223V2L225 1V9L222 7V6H220L222 9H224V10H228L229 12L227 13H225L224 11V13H222V11H221V13H219L221 16H220V21H218V22H221V24H218V22H216V21H214L213 22V18H215V20H216V18H219V16L217 15L218 13H216V16H215V11L216 10H219V9H221V8H219V6H218V8H217V6L216 5H218V3H216V5L215 6H213L214 5V1L213 0H201ZM217 1V0H216ZM230 2H231V0H229ZM161 2H164V0L163 1H160V4H161ZM171 2H170V5H171ZM195 1H193V3H191L192 5V8L194 9V13L197 11V8H198V6L196 7V10H195V6L193 7V5L194 4H196V2L194 3ZM220 2H221V0H220ZM222 2V3H223ZM144 3V4H145ZM152 3H154V1L152 2ZM151 3V4H152ZM156 3V2H155ZM174 3V5H175V3L176 4H178V2H173ZM188 3V2H187ZM199 3H200V1H199ZM203 3V4H202ZM19 5L21 4V5H23L22 3H18ZM34 4V3H33ZM151 4H148V5H146L147 7H149V8H151L153 11L155 10V9H153L154 7H156V9H158V11H159V14L161 13V15L163 16L164 14H165V16H164V18L167 16L168 17V15H166L167 13H169L170 11H173V14H174V11H175V13H176V11L178 10V8H179V11H180V7L177 5V7H176V5H175V8H177L176 10H173V6H168V7H165L166 6V4L164 5V6H161V5H157V3H156V5H151ZM164 4V3H163ZM162 4V5H163ZM228 4V3H227ZM51 5V4H50ZM59 5H61V4H59ZM197 5H198V3H197ZM200 5V4H199ZM200 5V6H201ZM221 5V4H220ZM14 6H16V5H14ZM13 6V7H14ZM62 6V5H61ZM199 6V7H200ZM202 6H201V8L199 9V10H201L202 9ZM244 6V7H243ZM13 7H11L10 6V8H11V10L13 11V13L15 12L14 11V9H12ZM16 7H18V6H16ZM15 7V9L16 10H18V9H24V8H16ZM19 7H21V6H19ZM34 7H36L35 6V4H34ZM33 7V10L35 9ZM50 8H51V6H49ZM64 7V9H65V11L66 12H63V14H65V13H72L73 11H74V9H75V5L74 4H67V5H65V6H63ZM143 7L144 6H142L141 8H142V10H143ZM205 7V8H204ZM244 9H243V8ZM37 8V7H36ZM146 8V7H145ZM144 8V9H145ZM240 8H242V9H240ZM25 9H28L27 7L25 8ZM39 10H35V11H37V14L40 12V8H38ZM43 9V8H42ZM160 9V10H159ZM183 9V8H182ZM192 9V10H193ZM4 10H6V12H8V10L7 9H4ZM60 10V9H59ZM62 10V9H61ZM226 10V11H227ZM2 10H0V13H3V12H1ZM21 11H23V10H21ZM26 11V10H25ZM31 11H32V9H31ZM39 11V12H38ZM42 11V10H41ZM148 11V9L146 10V12ZM164 13V14H162V12ZM182 11H184V9L182 10ZM5 12V11H4ZM11 12V11H10ZM24 12V11H23ZM33 12V11H32ZM48 12V11H47ZM156 12V11H155ZM181 12V11H180ZM185 13H184V15H182V13L183 12H181V15L182 16H184L185 17V14H186V12H187V10L186 11H184ZM193 11H191V7H190V12H187V13H189V15L190 16H192V13ZM214 12V13H213ZM218 12V11H217ZM18 13V14H17ZM17 13H15V15H16V17H12L13 19H15V21L17 22V20H16V18H21V16H23V15H21V13L22 12H20V10H18L17 11ZM30 13V12H29ZM36 13V12H35ZM68 13V14H69ZM70 13V14H71ZM97 13V12H96ZM148 13V12H147ZM150 13V12H149ZM4 14V13H3ZM6 15L8 14V13H5ZM4 14V15H5ZM10 15H8V19H10V20H13L12 18H10L9 16H12L13 14L12 13H9ZM23 14V13H22ZM27 14H28V12H27ZM36 14V15H37ZM41 14L43 15V13L41 12ZM40 14V15H41ZM50 14V13H49ZM60 14H62V13H60ZM59 14V15H60ZM73 14V13H72ZM154 14H157V12L156 13H154ZM214 14V15H213ZM222 14H224L225 16H226V14H228L229 16H231V17H233V19L235 18V20H231V22H232V24H233V26H232V24H231V26H228V27H232L234 30H235V28L237 27V29H241L242 27H241V25L242 26H245L244 27V30H242L241 29V31L240 30H237L236 29V31H234V30H229V29H224V30H222L221 29V27H223L222 25H224V24H222V23H224L225 22V20H221V17H222V19L224 18V19H228V18H225L224 17V15H222ZM5 15V16H6ZM19 15H21V16H19ZM29 15V14H28ZM28 15H26V16H28ZM31 15V14H30ZM30 15H29V20H30ZM33 15V17H34V19H32L31 21H34V22H38V24H36V26L37 25H40V26H37V28H35L34 30H36V29H38V28H40L43 24H45V22H46V20L47 19H45L46 17H45V15H43L41 18H42V21H41V18H37V19H40V21H38L36 18H35V14L33 13L32 14ZM39 15V14H38ZM103 15V14H102ZM101 15V16H102ZM147 15V14H146ZM145 15V16H146ZM149 15V14H148ZM152 15V14H151ZM150 15V16H151ZM227 15V16H228ZM3 16V15H2ZM4 16V17H5ZM14 16V15H13ZM18 16V17H17ZM63 16V15H62ZM67 16V15H66ZM66 16H65V18H66ZM100 16V15H99ZM128 16V15H127ZM170 16H171V14H170ZM174 18H178V16L177 15H172ZM171 16V17H172ZM182 16H179L180 17V19L182 18ZM194 16H195V14H194ZM215 16V17H214ZM218 16V17H217ZM226 16V17H227ZM23 17H25V16H23ZM32 17V18H33ZM37 17V16H36ZM40 17V16H39ZM43 17H45L44 18V20H43ZM85 17V16H84ZM103 17H105V16H103ZM102 17V18H103ZM156 17V16H155ZM166 17V18H167ZM183 17V18H184ZM2 18V17H1ZM1 18H0V21H1ZM19 18V19H20ZM50 18H52V16L50 17ZM73 18V17H72ZM106 18V17H105ZM130 18V17H129ZM149 18V20H152L153 18H152V16L151 17H148ZM148 18H147V21H148V23H149V20H148ZM152 18V19H151ZM170 18V17H169ZM230 18V17H229ZM236 18H238V19H236ZM6 19H7V17H6ZM18 19V20H19ZM24 19H26L27 20V18H24ZM35 19H36V21H35ZM53 19V18H52ZM58 19H59V17H58ZM57 19V20H58ZM69 19V18H68ZM85 19V18H84ZM168 19V18H167ZM179 19V18H178ZM186 19V18H185ZM231 19V18H230ZM240 19H242V20H244V21H246L247 22V24H252L251 25V27H249L248 28V26H246V24L245 25H243L242 23H243V21L242 20H240ZM2 20H3V18H2ZM60 20V19H59ZM83 20V19H82ZM102 20V19H101ZM100 20V21H101ZM218 20V19H217ZM237 20V21H236ZM239 20V21H238ZM4 21V20H3ZM22 21H23V18H22ZM28 21V20H27ZM50 21V20H49ZM56 21V20H55ZM65 21H68V20H65ZM69 21H73V20H71V19H69ZM130 21V20H129ZM153 21V20H152ZM151 21V22H152ZM154 21H156L155 19H154ZM154 21H153V23H154ZM163 21V20H162ZM180 21H182V20H180ZM185 21V20H184ZM193 21V20H192ZM224 21V22H223ZM228 21V20H227ZM234 21H236V22H238V23H240V21H241V25L240 24H238V25H236L235 24V26H234ZM20 22H21V20H20ZM24 22V21H23ZM51 22V21H50ZM49 22V24H51ZM59 22H61V20L60 21H58V23ZM164 22V21H163ZM186 22H189V21H186ZM194 22V21H193ZM195 22H196V20H195ZM235 22V23H236ZM9 23L11 24V22H9L8 21V23H7V21L6 22H0V34L1 35H6V38L9 36L10 38V40H6V38L4 39L2 36H0V39H1V37L3 38V39H1V43H3L5 40H6V42H4L3 43V45L0 47V56H2V58H8V65H7V67H5V68H3V69H1L0 70V99H1V97H3V99H4V101H5V103H4V105H3V107L2 108H0V172H1V174H3V175H5L6 174V170H11V168H9V167H6L7 169L6 170H4V169H2V168H4L5 166H8V165H5V163L6 162H8V164H9V161H11L12 162V165H13V163H15L14 161H20V160H23L24 158H25V151L26 150H28V149H32V150H34L35 151V155L34 156H38L37 155V153L38 152H42V151H44L45 149H46V151L48 150V149H50V148H56V147H58L59 145H61V146H64L65 147V151H66V154H65V156L67 155L68 156V158H66V159H72L73 158V156H71V154H72V143H73V141L75 142V141H78L77 139H78V136H79V134H80V132H81V130H82V128H84V127H86L87 125H90V124H92L93 125V122L95 121V119H96V117H98L97 115H99L100 113V110H101V101L98 103L97 101H99L98 100V96H101L102 97V94L101 95H99V93H101L102 92V90L101 89H98V88H96L95 86H92V84L93 83H90V82H93V77L92 76H90V77H92L91 79V81H88L87 83L84 81V83H86V84H83L82 83V85H85V87H83L82 85H80V86H82L83 88L81 89H79V90H81V92H79V94H78V92H74V93H77V97H78V95L80 96L81 94L83 95V99H82V102L80 103H78V104H80V105H78V107L77 106H73L74 104H71L70 102H68V98H70L71 97V95H70V97L68 96L72 91H75V90H73V88H74V85H75V82L74 81H72V83H71V80H70V75L68 76L67 74L68 73H66V70L65 69H63V68H65L63 65H61L62 63H64V62H61V60H62V58L60 57V63H59V65H61V67L59 66V65H57V64H54L53 62H56L57 63V58H58V56L57 55H59V54H61L62 53V55H63V57L65 56V59H66V57H67V54H66V50H67V48L66 47H64V48H62L61 46L63 45L64 46V44H66L64 41L63 42H61L62 41V39H63V37L64 38H67L68 37V34H66L67 32V30H65V33L64 34H66L67 35V37H65V36H60V34H59V36L60 37H62V39H61V41H59L60 39H56L57 41H59L60 43H57V44H59V47H60V49H58L57 47H58V45H54V42H53V39H52V37L49 39V36H47L48 37V39H46L45 41H44V43H43V41H40L41 43H43V44H41V46H40V44L39 45H37V46H40V49L38 48V52H39V57L37 56V58H39L37 61H35V63H34V68H33V71H32V73H33V75L32 76H34V77H32L31 76V78L33 79H31L30 78V76L29 75H31L30 73H29V78H30V80H29V78L28 79H26V91H27V88L28 89H30L31 91H32V94L31 95H29L28 97H26V98H24L23 100H20V99H17V97H14V95L12 94V89L10 90L9 88H8V86H7V82L9 81V80H13V79H11V75H10V73H9V71H11V72H13L14 74H15V72H16V70H10V68H12L13 66H11V65H16V63L17 62H19V61H17L18 60V58H19V53L20 52H25L24 53V55H26V50H25V41L27 42V41H29L30 39L28 38V35H27V37L25 38V37H22L23 39L25 38V41L23 42V39L22 38H19V35L17 34V32L15 33V30L14 31H12V28H11V26L9 25ZM15 23V22H14ZM13 23V24H14ZM27 23V22H26ZM48 23V22H47ZM46 23V24H47ZM57 23V24H58ZM67 23V22H66ZM66 23L65 22H62V25L64 24V26L66 25ZM70 23V22H69ZM148 23H147V25H148ZM162 23V22H161ZM184 23V22H183ZM190 23V22H189ZM216 23V25H214ZM226 23V22H225ZM230 22H228L227 23V25H230L229 24ZM19 24V23H18ZM17 24V25H18ZM24 24V23H23ZM22 24V25H23ZM29 24H31V22L29 23ZM49 24H47V25H49ZM52 24H53V22H52ZM122 24V23H121ZM150 24V23H149ZM154 24H156L157 26H158V24L157 23H154ZM26 25V24H25ZM24 25V26H25ZM32 25V24H31ZM53 25H56V24H53ZM61 24H59L58 26L60 27V26H62ZM70 25H72L71 27H73L75 24H74V21H73V24H69V27H70ZM151 25H153V24H151ZM163 25H165V23H163L162 24V26ZM167 25V24H166ZM219 25H220V29H217L218 27H219ZM226 25V24H225ZM224 25V26H225ZM227 25H226V27H224V28H227ZM33 26H35L34 25V23H33ZM45 26V25H44ZM57 26V27H58ZM68 26V24L65 26V27H67ZM102 26V25H101ZM112 26H114V24L112 25ZM149 26V25H148ZM155 26V25H154ZM161 26V27H162ZM216 26V27H215ZM240 26V27H239ZM27 27H31L32 28V26H28L27 25ZM43 27V26H42ZM41 27V28H42ZM47 26H45V29H48V28H46ZM51 27V26H50ZM53 27H55V26H53ZM53 27H51V28H53ZM57 27L55 28L56 30H58L57 29ZM68 27V28H69ZM70 27V28H71ZM105 27V26H104ZM235 27V28H234ZM44 28V27H43ZM62 28H63V26H62ZM62 28H60V29H62ZM109 28V27H108ZM149 28V27H148ZM150 28H152V27H150ZM149 28V29H150ZM158 28H160L159 26H158ZM168 28V27H167ZM72 29V28H71ZM104 29H106L107 30V28L105 27ZM149 29H147V30H149ZM246 29V30H245ZM25 30V29H24ZM24 30H22V31H24ZM28 30H31L30 28L28 29ZM34 30H31L30 32H32V31H34ZM39 31H40V29H38ZM42 30H44V29H42ZM54 30V29H53ZM63 30V29H62ZM61 30V31H62ZM63 30V31H64ZM112 30V29H111ZM109 31V32H114V30L113 31ZM146 29H144V32H146L145 31ZM154 29L152 28L151 29V33L149 32V34H151V35H153L154 34V32L157 30V28L155 29V31H153ZM163 30V29H162ZM170 30V29H169ZM168 29H167V32L169 31ZM173 30V29H172ZM37 31V30H36ZM35 31V32H36ZM50 31V30H49ZM59 31V30H58ZM99 31H101V32H103L102 30H100L99 29ZM99 31H98V33L97 34H99ZM136 31V30H135ZM134 31V32H135ZM165 28H164V31H162V33H159L158 32V36L161 38V36L163 35V34H165ZM14 32V33H13ZM26 32H27V30H26ZM44 32V31H43ZM43 32H42V34H43ZM54 32V31H53ZM56 32V31H55ZM55 32L54 33H52V34H55ZM60 32V31H59ZM69 32V31H68ZM74 32H76V31H74ZM82 32V31H81ZM85 32H87V31H85ZM105 33H106V37H108V30H107V32L106 31H104ZM134 32H133V34H134ZM144 32H142V33H144ZM161 32V31H160ZM164 32V33H163ZM166 32V33H167ZM178 32V31H177ZM25 33V32H24ZM23 33V34H24ZM33 34H34V32H32ZM37 33V32H36ZM45 33H47V32H45ZM48 33H50V32H48ZM78 33H80V30H79V32ZM77 32L75 33V34H73V35H75V36H77V34H78ZM115 33V32H114ZM137 33H139V32H137ZM153 33V34H152ZM155 33H157V31L155 32ZM13 34H17V35H15V38H16V36H17V38L16 39H14V37H13ZM20 34V33H19ZM41 34V32L38 34V36ZM51 34V35H52ZM57 34H58V32H57ZM57 34H55V36L57 35ZM61 34H62V32H61ZM69 34H70V32H69ZM83 35H84V32L82 33ZM81 34V35H82ZM85 34H87V33H85ZM103 34V33H102ZM111 34V33H110ZM132 34V35H133ZM135 34H136V32H135ZM145 34H147V36H144L145 38L147 37H153V36H148V33H145ZM162 34V35H161ZM171 34V33H170ZM173 34H174V32H173ZM3 35V36H4ZM63 35V34H62ZM79 35V34H78ZM88 35V34H87ZM144 34H142V36H143ZM157 35H156V41H157ZM161 35V36H160ZM43 36H45L44 34H43ZM58 36V37H59ZM80 36V35H79ZM78 36V37H79ZM85 36V40H83V38H81V36H80V38L79 39H77L76 37H74V39L77 41V42H79V40H81V42H83V41H87V39H89V37H87L86 35H84ZM89 36V35H88ZM98 36V35H97ZM103 36L105 37V35L103 34ZM136 36V35H135ZM21 37V36H20ZM30 38L32 37L31 35L29 36ZM70 37V36H69ZM68 37V39H70ZM72 37V36H71ZM100 37V36H99ZM155 37V36H154ZM29 40H28V39ZM40 38V37H39ZM45 38V37H44ZM144 38V39H145ZM211 38V39H212ZM8 39V38H7ZM27 39V40H26ZM41 39V38H40ZM95 39V38H94ZM132 39H133V36H132ZM164 38H161V40H163ZM211 39H210V41H211ZM218 39H219V37H218ZM225 39V38H224ZM83 40V41H82ZM93 40V39H92ZM96 40H98V37H96ZM131 40V39H130ZM141 40V39H140ZM152 40V39H151ZM150 40V41H151ZM160 40V41H161ZM231 40V41H232ZM56 41V42H57ZM67 41V40H66ZM99 41V40H98ZM131 41H133L134 42V44H135V41H137V43L135 44V50L136 51H141V50H143V48L141 49V50H138V49H140V44H139V42H138V40H131ZM142 42H140V43H143V40H141ZM147 41H148V39H147ZM149 41V42H150ZM153 41V40H152ZM160 41H158V43H160L162 46H164L163 45V43L165 44V46H166V43L165 42H163L162 41V43L160 42ZM180 40H178L177 41V43L179 42ZM225 41V40H224ZM224 42V43H228V42H230V40L228 41V42ZM29 42H32V41H29ZM68 42V41H67ZM71 42V41H70ZM74 42V41H73ZM77 42H76V44H77ZM80 42V43H81ZM88 42H90V39H89V41ZM88 42H86V43H88ZM126 42V41H125ZM130 42V41H129ZM128 42V43H129ZM154 42V41H153ZM23 43H25V44H23ZM62 43H64V44H62ZM72 43V42H71ZM90 43H93V46H96L99 42H96L95 43V41L94 42H90ZM109 43V42H108ZM127 43V42H126ZM125 43V44H126ZM148 42H146V44H147ZM151 43V42H150ZM157 43V44H158ZM168 43V42H167ZM231 43V42H230ZM60 44H62V45H60ZM74 44V43H73ZM130 44V43H129ZM129 44H128V46H129ZM27 45H28V43H27ZM68 45V44H67ZM67 45H65V46H67ZM77 45H79V44H77ZM108 45V44H107ZM132 45V44H131ZM130 45V46H131ZM148 45H150L149 43H148ZM155 49H156V42H155ZM158 46V47H160L161 48V50H162V46ZM168 45V44H167ZM222 45V44H221ZM227 45V44H226ZM37 46H36V48H37ZM98 46V45H97ZM103 46H105L104 45V43H103ZM134 45H132V47H133ZM141 46H142V44H141ZM146 45H144V46H142V47H144V48H147V47H145ZM224 46H225V44H224ZM228 46H230V49H231V47H232V50H237V52L239 51L237 48H239L238 46H237V48L235 47V48H233L234 46H236V45H233L232 46V44H229L228 43ZM240 46H242V44L240 45ZM28 47V46H27ZM75 47H77V46H75ZM124 47V44H123V46L121 47V49ZM132 47H129L130 49L132 48ZM153 47V48H152ZM167 47V49H168V46H166ZM217 47H219V46H217ZM58 50H57V49ZM125 48V47H124ZM123 48V49H124ZM127 48V47H126ZM126 48H125V50H126ZM134 48V47H133ZM151 48L152 49H154V46H153V44H152V46L150 45V50H151ZM30 49V46H29V48L27 49V50H29ZM73 50H74V48H72ZM87 49H89V48H87ZM159 49V48H158ZM164 49V48H163ZM179 49H180V47H179ZM213 49V48H212ZM216 49V45H215V48H214V50ZM25 50V51H24ZM35 50H37V49H35ZM93 51H94V49H92ZM91 49H90V51H92ZM134 50V49H133ZM132 49H131V51L132 52H130V53H133L134 51H133ZM145 50V49H144ZM157 50V49H156ZM155 50V51H156ZM213 50V51H214ZM231 50V52H233ZM240 50V51H241ZM123 52H125L124 50H122ZM130 51V50H129ZM129 51L127 50V52L129 53ZM146 51V52H145ZM145 51H143L144 53H147V51H149L148 50V48H147V50H145ZM170 51V50H169ZM173 52H174V50H172ZM259 51V50H258ZM29 52V51H28ZM28 52H27V54H28ZM74 52H77V51H74ZM82 52V51H81ZM83 52H85L84 50H83ZM87 52H88V50H87ZM118 52H120L121 54L120 55H122V53L123 52H121V51H118ZM143 52H141L142 54H143V56L144 55H147L146 56V58H145V56L143 57V56H141L142 58H145L144 60H142V62L140 63L139 61H137V62H139V64L140 65H136V71L132 74V76L128 79L130 82L129 83H131L130 84V86H128V87H132V86H134L135 84L134 83H136V81L139 79L140 80V77L142 76V71H140V69H142L141 67H145V66H143V65H147V66H149V67H155L156 68V70L158 69V67H160V64H162L161 63V61H162V59L164 58V56H165V54L164 55H162L164 52L163 51H161L160 52V49H159V54L158 55H153V56H148V54H149V52H148V54H144ZM152 52V51H151ZM156 52H158V51H156ZM156 52H154L153 54H156ZM235 52V51H234ZM65 55H64V54ZM69 53V52H68ZM89 53V52H88ZM91 53V52H90ZM95 53H97V52H95ZM126 53V52H125ZM124 53V54H125ZM127 53V54H128ZM140 53V55H142ZM170 53V52H169ZM177 53V51H176V54H178ZM210 53V52H209ZM212 53V52H211ZM210 53V54H211ZM241 53V52H240ZM240 53H239V56H240ZM243 53V52H242ZM241 53V54H242ZM244 53V54H245ZM123 54V55H124ZM126 54V55H127ZM135 54V53H134ZM174 54V53H173ZM172 54V55H173ZM214 54V53H213ZM263 54V53H262ZM21 55V54H20ZM23 55V54H22ZM72 55H73V52H72ZM77 55V54H76ZM78 55H80V53L78 54ZM131 55V54H130ZM129 54H128V56H127V59L129 60V56H130ZM138 55V57H139V53H136V56ZM28 57H29V55H27ZM31 56V55H30ZM33 56V55H32ZM35 56V55H34ZM83 56V55H82ZM81 56V58H84V57H82ZM167 56H168V53H167ZM173 56H177V55H173ZM172 56V57H173ZM215 56V55H214ZM242 56H243V54H242ZM244 56V57H245ZM248 56V57H247ZM55 57H57L56 58V60H54L55 59ZM88 57V56H87ZM90 57H92V56H90ZM108 57V56H107ZM126 57V56H125ZM131 57V56H130ZM169 57V56H168ZM252 57V58H251ZM1 58V59H2ZM27 58V57H26ZM26 58H24V59H26ZM34 58H36V57H34ZM70 58V57H69ZM68 58V59H69ZM72 58H73V56H72ZM89 58V57H88ZM132 58H134V56L132 57ZM167 58V57H166ZM165 58V59H166ZM178 58H176L177 60H178ZM20 59V58H19ZM21 59H23L22 57H21ZM65 59H63V60H65ZM85 59V60H84ZM84 59H80V63L81 64H83L84 63V67L86 68V69H84V67H83V69H84V71L86 72V74L88 73V75H89V73H91V74H93L92 72V67L94 66V62H91L93 59H91V61H89V59H87V58H84ZM126 59V60H127ZM137 59H139L140 60V57L139 58H137ZM165 59H163V60H165ZM170 59H171V56H170V58L168 59L169 61H170ZM173 59V58H172ZM243 59V60H244ZM253 59H252V61H253ZM3 60V59H2ZM2 60H0V61H2ZM74 60H77L76 58H74V59H71V61H74ZM78 60H79V58H78ZM77 60V61H78ZM82 60H84L83 61V63L81 62ZM131 60H136V59H131ZM196 60V59H195ZM194 60V61H195ZM200 60V59H199ZM207 60V59H206ZM214 60H216L215 59V57H214ZM242 60V61H243ZM244 60V61H245ZM24 61V60H23ZM22 61V62H23ZM66 61V60H65ZM74 62V63H79V62ZM166 61V60H165ZM168 61V62H169ZM197 61H198V59H197ZM196 61V62H197ZM251 61V62H252ZM91 62V63H90ZM178 62H179V60H178ZM178 62H176V63H178ZM217 62V61H216ZM215 62V63H216ZM240 62V61H239ZM238 62V63H239ZM262 62V60L260 61V63ZM20 63V62H19ZM74 63L73 64H71V63H69V65H74ZM92 63H93V65H92ZM125 63H126V61H125ZM131 63V62H130ZM134 63V62H133ZM163 63H164V61H163ZM172 63H174V62H171V65L173 66V64ZM176 63H175V67H177L178 66V64H177V66H176ZM195 63V62H194ZM193 63V64H194ZM237 63V64H238ZM241 63H243V62H240L238 65H242ZM30 64V63H29ZM32 64V63H31ZM52 64H54L55 65V67H54V65L52 66ZM127 64V63H126ZM138 64V63H137ZM263 64H264V61H263V63H262V69H260V70H263V68H264V66H263ZM1 65V64H0ZM4 65H5V63H4ZM64 65H67L66 64V62H65V64ZM68 65V66H69ZM164 65V64H163ZM168 63H167V66L165 65V67L167 68L168 67ZM182 65V64H181ZM200 65V64H199ZM217 65V64H216ZM238 65H236V66H238ZM26 66V65H25ZM24 66V67H25ZM30 66V65H29ZM134 67H135V65H133ZM162 66V65H161ZM171 66V67H172ZM180 66V65H179ZM190 66V69L188 70V67ZM235 66V69H236V71L237 70H239V69H241L242 67H240V68H238V67H236ZM243 66V65H242ZM261 66V65H260ZM15 67V66H14ZM67 67V66H66ZM73 69H72V68ZM70 68L72 69V70H69L68 68V72H69V74H71L70 73V71H74V68H75V71H76V69H79V67H78V65L77 66H71ZM76 67H78V68H76ZM148 67V68H149ZM163 67V66H162ZM169 67H170V65H169ZM168 67V68H169ZM171 67L169 68V69H171ZM216 67V66H215ZM130 68V67H129ZM147 68V67H146ZM146 68H144V69H146ZM164 68V67H163ZM166 68H164V69H166ZM167 68V69H168ZM195 67H193V69H194ZM17 69V68H16ZM21 69V68H20ZM23 69V68H22ZM21 69V70H22ZM143 69V70H144ZM149 69H151V68H149ZM148 69V70H149ZM161 70H163L164 71V69H162V68H160ZM25 70V69H24ZM129 70V69H128ZM155 70V69H154ZM154 71L155 73L157 72V71ZM160 70V72H163V71H161ZM173 70V72L175 71L174 69H171V70H169L170 71V74L171 75H173L172 74V71ZM201 70V69H200ZM18 71V70H17ZM23 71V70H22ZM28 71V70H27ZM26 71V72H27ZM78 72L80 71V69L79 70H77ZM76 71V72H77ZM132 71V70H131ZM130 71V72H131ZM145 71V73L146 74H149V75H151L150 73H147V70H144ZM144 71H143V73H144ZM150 71H152V70H150ZM159 71V70H158ZM166 71V70H165ZM165 71H164V73H165ZM168 71V70H167ZM177 71H179L178 69H177ZM177 71H175V72H177ZM235 71V72H236ZM51 72H53V74L51 73ZM209 72V71H208ZM260 72V71H259ZM17 73H19V72H17ZM21 73V72H20ZM24 73V72H23ZM81 73V72H80ZM153 73V72H152ZM157 73H159V72H157ZM167 74H169V72H166ZM165 73V74H166ZM178 73V72H177ZM27 74H28V72H27ZM73 74L75 75V76H73ZM77 74H79V73H77ZM84 74V73H83ZM83 74H81V76H83ZM166 74V75H167ZM176 74V73H175ZM179 74V73H178ZM208 74H210V72L208 73ZM259 74H264V71H262V72H260ZM16 75V74H15ZM15 75H14V77H15ZM74 78L76 77V74L75 73H72L71 74ZM94 75H95V71H94ZM130 75V74H129ZM144 75V74H143ZM149 75L148 76H146V75H144V80H146L145 78H147V77H149ZM17 76L18 77H20V80H16L17 82H19V81H21L22 79H23V81L25 82V80H24V74H22V76H23V78H22V76H21V74H17ZM126 76V75H125ZM174 76H176V81H178L177 80V76L178 75H174ZM184 76V77H183ZM201 76V77H202ZM122 79L123 78H125L124 76L122 77V76H120ZM166 77H168L169 79L171 78V77H169V76H166ZM259 77H261V76H259ZM81 78V77H80ZM172 78H175V77H172ZM171 78V79H172ZM29 82H28V81ZM85 80H86V78H85ZM90 80V79H89ZM124 80V79H123ZM141 80H142V78H141ZM140 80V81H141ZM147 80H148V78H147ZM174 79H172V81H173ZM257 81H258V79H256ZM262 80H264V78L262 77ZM15 81V82H16ZM23 81H21V82H23ZM174 82L175 84L177 83V82ZM181 81V80H180ZM207 81V80H206ZM256 81V82H257ZM260 81H261V78H260ZM13 82H14V80H13ZM12 82V83H13ZM116 82V81H115ZM126 82L127 81H125V86H126ZM139 81H137V83H138ZM143 82V81H142ZM147 82V81H146ZM171 82V81H170ZM263 82V81H262ZM11 83V82H10ZM128 83V82H127ZM136 83V84H137ZM145 82H143V84H144ZM181 83H182V81H181ZM208 83V82H207ZM21 83L19 82V87L21 86L20 85ZM24 84V83H23ZM132 84H134V85H132ZM139 84H140V82H139ZM142 84V83H141ZM182 85V86H184L183 84H180L179 82L177 83V85ZM202 84H203V82H202ZM201 84V85H202ZM256 84V83H255ZM259 84H260V82H259ZM16 86H15V88L16 87H18V85L17 84H15ZM123 85V84H122ZM132 85V86H131ZM145 85H147V83H145ZM137 86V85H136ZM138 86H140V85H138ZM137 86V87H138ZM142 87L141 88H143L144 86L143 85H141ZM209 86V85H208ZM22 87V86H21ZM77 87V86H76ZM128 87L126 86V89H128ZM201 87V86H200ZM133 89H134V87H132ZM139 88V87H138ZM22 89V88H21ZM78 89V88H77ZM140 89V88H139ZM148 89V88H147ZM197 89V88H196ZM198 89H200V88H198ZM134 90H136V88L134 89ZM141 90V89H140ZM142 90H145V88L144 89H142ZM23 91V90H22ZM25 91V90H24ZM25 91V92H26ZM137 91V90H136ZM141 92V91H140ZM194 92H195V90H194ZM73 93V94H74ZM133 93H134V97H132L133 95L130 93L128 96L129 97H131V99L129 98V104L127 103V105H129V107L131 106V103H136V102H139V101H142L143 102V100H144V102H143V104L145 103V105L144 106H141V105H143L142 104V102H139L138 104H140V107H142V109H140L139 107L137 108V110H138V113H140V114H138L137 113V115H136V108H135V111H134V109H133V111L135 112V114H133L132 112H131V114L132 115H136V116H138V117H135V119L133 118V121L130 123L129 121H128V119H129V116L131 115H129V116H127V121H128V123H126L127 125H122V124H125L124 122H126V120H125V116L126 115H128V113H126V115L123 113V111L124 112H127V111H125V110H123V108L122 109H120L119 108V111L118 112H120L121 110H123L121 113L124 115L123 116V118H124V120H123V118H122V124L121 123H117L116 122V125H114L113 126V128H111V129H109L108 128V130H110L111 131V133L108 135V133L110 132H106V131H104L105 132V134L107 133V137H106V135H104L103 134V136L104 137H106V138H104L103 137V140H102V137H100V142H101V140H102V146H101V144H99L101 147L99 148V147H97V149H95L94 147L95 146H97V145H95L94 147H92V148H94L93 149V155L92 156H90V157H88L89 158V160H87L86 159V163H90V164H88L89 165V167L86 165V163H81V165H79V167H81V166H83L84 164L86 165V167H88L87 169H86V167H83L84 169H86L85 171H84V169H83V172L84 173H82V170L81 169H79V170H81V173H82V175H81V179H80V181L78 180V176H75V173H73V174H69V173H67L66 174V176H61V175H51L49 172V169H48V167H46L47 166V164H46V166H43V164L42 163H40V160L38 161L37 159H36V161H33V160H29V161H25V162H22V163H20L19 164V162L17 163V164H19V166H20V168H21V174H20V181L18 182L20 185H17V188L15 189L14 188V196L16 195V197H14V198H16L17 200L16 201H18V198L17 197H19V198H21V201H22V203H23V201L25 200V199H28V197L30 196V194L31 193H34V192H41V191H43L44 189H46V187H49V186H47L48 184H53L54 185V183L56 184L57 182H62L63 180L65 181V182H67V181H69V180H73V176L75 177V178H77L76 179V181L77 182H79L78 184H76L75 186H74V188L72 189V188H69V190H71L69 193H68V195L67 194H65V196H67L66 197V199H64V200H61L60 201V198H59V201L57 202L56 200H58V199H53L55 202H48V200H47V198L48 197H53L54 195H56V194H52V193H50L51 195H49V194H47V193H45L44 194V196L43 197H45V195H46V197H45V199L47 200H45L42 196L39 198V200L41 199V198H43L42 200H44L45 201V203H43L42 205H41V207H40V209L42 208V210L44 211L45 209H47V213L46 214H44V215H41L39 212H38V214H40L41 216L39 217V216H37L38 218H36L37 219V221L35 222V223H33V224H31V226H28V227H26L27 229H25L24 231H21L20 230V221H19V217L15 214L16 213V211H17V214H18V212H21L22 213V210H23V213H24V210H26L25 208H24V206H23V208L24 209H22V206H21V209L19 208V206H18V209L17 210H15L13 213L14 214H12V215H15V216H13V219H12V221L10 222V220H9V224H8V226L6 227L7 228V230H5V234L7 233V235H8V239L7 238H4L5 239V241H3L4 242V244H2L3 246L2 247H0V256H1V258L0 259H4L3 261H5L4 262V264H64V262H61L62 261V257H64L65 258V256H62L61 257V255H59V253L61 252V253H63L62 251H64L65 250V248H66V250L68 251V246H69V241H70V239L71 238H74L73 236L75 235V232H74V230L72 231L71 230V228L73 229V225L74 224H77V223H74V220H76V218H77V220H78V217L81 215V214H85V212H88V206H90L91 207V205H89V203H87V201H89V200H91V199H88V197H90L91 196V198H94V203H93V209H94V207L95 208H97L98 207V209H100V208H102L104 205H109L108 203H110V206H106L107 207V211L105 210V212H108L109 211V208L108 207H111V203H112V201H114V199H115V197L117 198V194H118V192L119 191H124L125 192V190H127L126 188L128 187V188H133L134 187V181L138 178H140V176L142 175V174H144L145 172H147V173H149V172H151V175L152 174H154L156 171H158L157 169H159V167L160 166H162L163 164H164V166H163V169H165L164 167H167L166 165H169L168 163L166 164V162L168 161V162H170L171 163V158H175L177 155H178V153L179 152H181L180 150H183L186 146H187V144H186V146H185V140H184V138H182L181 139V141L183 140L184 142H180V141H174L175 140V138H173L172 140H173V142H175V143H173L172 141L171 142H169L168 140H171L170 138H168V139H163V137H164V135L166 134L167 136H165L166 138L167 137H169V135H168V133H169V131L170 130H174V129H176V130H178V128H180V126H184V124H188V123H186L187 121H185V123H183L184 122V120H186L185 118H187L188 117V115H191L192 117H194V115L196 114V113H201L202 112V110H204V106H202V107H200L201 105H197L198 107H200V108H196V107H194L193 109H195V110H186L185 111V109H183L182 108V101L183 100H185L184 98H179V96L177 97L176 96V98H175V95L176 94H173L174 96V98H169V99H167L168 101H167V106H169V108L167 109L166 108V105L164 106L165 107V109H167V110H165L164 109V107H163V105H162V103H158V105L159 104H161L160 105V107H158L159 108V110H156V109H158L156 106V109H155V107H154V105L153 104H157L156 102H154V100H148V101H150L149 103L150 104H146V101H147V97L149 96V95H147V97H145V94H143V93H145L144 91L142 92V93H137V94H135V91H133ZM191 93H193V91H191ZM72 94V97L73 96H76V94L75 95H73ZM108 94V93H107ZM106 94V95H107ZM115 94V93H114ZM171 94V93H170ZM170 94H168V96L170 95ZM195 94V93H194ZM18 95V94H17ZM105 95V96H106ZM130 95H132V96H130ZM158 95L160 96L161 94H159L158 93ZM157 95V96H158ZM172 95V94H171ZM198 95V94H197ZM104 96V95H103ZM128 96L126 97V98H128ZM165 96H167V95H165ZM199 96V95H198ZM260 96V95H259ZM258 96V97H259ZM261 96H263V95H261ZM77 97L75 98L76 100H77ZM110 97V96H109ZM154 97V99L156 100H158V102L160 101V98H155V96H153ZM162 97V96H161ZM164 97V96H163ZM188 97V96H187ZM190 97V96H189ZM188 97V98H189ZM249 97V96H248ZM125 98V99H126ZM133 98V99H132ZM148 98H152L151 96L150 97H148ZM177 98H179V99H177ZM188 98H186V99H188ZM191 98V97H190ZM193 98V97H192ZM71 99V101H73V100H75V99H73V98H70ZM73 99V100H72ZM80 99H81V96H80ZM80 99H79V101H80ZM100 99V98H99ZM153 99V98H152ZM162 99V98H161ZM165 99V98H164ZM163 99V100H164ZM166 99L163 101V103H165L166 104ZM2 100V99H1ZM101 100V99H100ZM107 100V99H106ZM131 100V101H130ZM156 100V101H157ZM192 99H188L187 100V102H189V101H191ZM247 100V99H246ZM258 100H260L259 98H258ZM70 101V100H69ZM78 101V100H77ZM115 101H117V100H115ZM122 101V104L121 105H124V108H127V110H128V107H125V104L126 103H123L124 101L123 100H121ZM127 101V100H126ZM148 101H147V103H148ZM152 101L154 102L153 104H151L152 103ZM162 101V100H161ZM68 102V103H67ZM76 102V101H75ZM106 104L108 103V102H110V101H108V102H106V101H104ZM120 102V101H119ZM118 101L117 102H115L116 104L115 105H113V104H109V105H113V107L114 108H116V106H117V103H119ZM128 102V101H127ZM187 102H185V103H187ZM260 102H262V103H264L263 102V100H261ZM67 103V105H66V108H65V111H62V110H64V108L63 107H65V104ZM69 103L71 104V105H69ZM103 103V102H102ZM61 104V105H60ZM62 104H64L63 106H62ZM77 104V103H76ZM106 104H105V106H104V103L102 104V106L103 107H106ZM184 104V103H183ZM59 105V107H61L62 108V110L60 109V108H57L56 106H58ZM109 105H107V107L109 106ZM121 105H119V106H121ZM135 105V104H134ZM134 105L132 104V107L134 108ZM153 105V106H152ZM157 105V106H158ZM260 105V104H259ZM56 107L55 109H58V110H56V111H58V112H60V110L62 111V112H64V113H62V112H60L61 114H63V117H61V118H59V121L58 122H55L56 124L55 125H53L54 123H51L50 124V120H49V122L47 123V124H49V126H47V127H40L39 128V130H38V132H35V138L34 139H31L30 141H29V139H28V141L27 140H25L24 138H22L21 137V135H20V138H17L16 137V135H13V133H12V135L11 134H9L8 132H6L7 131V129L9 128V126L11 125V124H13V122H16L17 120H19L20 119V117L21 118H25V119H28V122H29V118H31V116L32 117H34V115L36 114V117L38 116V113H39V115H40V117H42V115L43 114H41L40 112H42V113H44V114H46V113H49V115L47 116V118H49V116H52V115H54V114H52V115H50L52 112H56V111H52L51 113H50V111H51V108L52 107ZM70 106H73L74 108H73V110H71L72 112L75 110H78L77 112H75L74 114H72V112H70V110H69V112L71 113V114H67L68 112H66V109H67V107L69 108ZM118 106V107H119ZM137 106V105H136ZM135 106V107H136ZM139 106V105H138ZM162 106V107H161ZM256 106V105H255ZM75 107L76 108H78V109H75ZM106 107V108H107ZM160 108H162V109H160ZM260 108V107H259ZM54 109V110H55ZM70 109V108H69ZM103 109V108H102ZM110 109H112V107L110 108ZM155 109V110H154ZM197 109V110H196ZM114 110V109H113ZM112 110V111H113ZM118 110V109H117ZM165 110V111H164ZM111 111V112H112ZM128 111H130V110H128ZM156 111V112H155ZM66 112V113H65ZM103 112V111H102ZM107 112V111H106ZM196 112V113H195ZM99 113V114H98ZM170 113H172V114H170ZM238 113H239V111H238ZM56 114H58L57 112H56ZM60 114V115H61ZM65 115V116H64ZM54 116H56V115H54ZM102 116V115H101ZM100 116V117H101ZM185 118H184V117ZM187 116V117H186ZM45 117V116H44ZM122 117V115L121 116H119V118H121ZM184 119H183V118ZM190 117V116H189ZM197 117H198V115H197ZM43 118V117H42ZM46 118V117H45ZM55 118V117H54ZM130 118H132V117H130ZM36 119V118H35ZM39 119V118H38ZM37 119V120H38ZM50 119V118H49ZM56 119H58V118H56ZM55 119V120H56ZM103 119H105V118H103ZM238 119V118H237ZM23 120V119H22ZM33 120V119H32ZM97 120V119H96ZM98 120H99V118H98ZM102 119H100V121H101ZM160 120H163L164 121V123L163 124H165V125H162V126H160V129L161 130H167L168 131V133L166 132V131H164L165 132V134H159V131H161V130H159L158 129V133L156 134V132H157V130H156V128H159V125L161 124V122H159ZM188 120H190V119H188ZM20 121V120H19ZM17 122L19 125H20V122ZM27 121V120H26ZM38 121H40V120H38ZM42 121H43V119H42ZM120 121V120H119ZM191 121V120H190ZM34 122V121H33ZM32 122V123H33ZM102 122V121H101ZM166 122V123H165ZM260 124L262 123V122H260V121H258ZM23 123V122H22ZM159 123V124H158ZM181 123H182V125H181ZM189 123H192V122H189ZM233 123H235V122H233ZM35 124V122L32 124V125H34ZM36 124H37V122H36ZM98 124V123H97ZM256 124H257V122H256ZM263 124V123H262ZM31 125V124H30ZM29 124H27V126H30ZM94 125H96V124H94ZM99 125V124H98ZM259 125V124H258ZM14 126V125H13ZM12 126V127H13ZM21 126V125H20ZM97 126V125H96ZM96 126H94L95 128H96ZM112 126V125H111ZM158 126V127H157ZM188 126V125H187ZM190 126H192V125H190ZM240 126V125H239ZM35 127V126H34ZM88 127V126H87ZM93 127V128H94ZM156 127V128H155ZM163 129H162V128ZM11 128V127H10ZM16 128V126H14V129ZM36 128V127H35ZM91 128V127H90ZM152 128L154 129L153 131H152ZM87 129V128H86ZM151 129V132L153 133V132H155L154 133V135L153 136H156V137H158V138H160V140L159 139H157L156 137V139L157 140H155V138L153 137L151 140H152V143L154 142L156 145H154L153 144V149H155L152 153H149L150 151H148V148H150V147H146L145 145L148 143V145L149 144H152L151 143V140H148L146 137H144V134L147 132V131H149ZM192 130V129H191ZM18 131V130H17ZM16 131V133H17V135L19 134L18 132ZM33 131H35V130H33ZM181 131V130H180ZM171 132V131H170ZM177 132V131H176ZM183 132V131H182ZM28 133H29V131H28ZM163 133V132H162ZM173 135H176V134H174L175 133V130H174V133L173 132H171ZM15 134V133H14ZM30 134V133H29ZM32 134V133H31ZM82 134V133H81ZM91 134H92V132H91ZM159 134V135H158ZM179 134V133H178ZM181 134H183V133H181ZM25 135H27L28 136V134H25ZM83 135V134H82ZM81 135V136H82ZM88 135H90V132H89V134ZM161 135H163L162 136V138H161ZM80 136V138H84V136H82L81 137ZM87 136V135H86ZM85 136V137H86ZM100 136H102V135H100ZM178 136V135H177ZM181 136V135H180ZM179 136V137H180ZM188 136V135H187ZM32 137V136H31ZM172 137V136H171ZM178 137V138H179ZM79 138V139H80ZM76 139V140H75ZM163 139V140H162ZM98 140V141H99ZM158 141V142H155V141ZM162 140V141H161ZM165 140H167L168 141V145L169 146H166V147H163V150H160V148H157L158 147V145L160 144L161 145V142H163V141H165ZM80 141V140H79ZM114 142V144L113 145H118L117 146V148H114L113 146H112V144H111V142ZM150 143H149V142ZM160 141V142H159ZM166 141V142H167ZM97 141L95 140V143H96ZM166 142H163V143H166ZM94 143V144H95ZM99 143V142H98ZM157 143H159L158 145H157ZM169 143H171V144H169ZM107 145H109L111 148H112V150L113 151H109L108 153L107 152H104L103 150H104V148L107 146ZM166 145H167V143H166ZM124 146H126L128 149H126ZM144 146H145V150H143V148H144ZM150 146V145H149ZM154 146L157 148V149H159V150H156V148H154ZM183 146H185V147H183ZM123 148V149H121V148ZM160 147V146H159ZM151 148H152V146H151ZM150 148V149H151ZM107 149V151H108V149H109V147L108 148H106ZM115 149H117V150H115ZM128 150V152L126 153V151H124V150ZM149 149V150H150ZM152 149V150H153ZM110 150V149H109ZM116 151V153H114L113 154V157H111L110 159H112L113 160V158L115 157L116 158V155L118 156V155H120L121 154V156L123 155V153L124 154H126L124 157V159L122 160V162L119 164V165H117L116 167H113V168H111L110 169V167H112V166H114V164L112 165V164H110V162H109V160L110 159H108L109 157V155L107 156V157H105V156H102V155H104L103 154V152L104 153H107V154H110V152H115ZM151 150V151H152ZM185 150V149H184ZM148 151V152H147ZM33 152V151H32ZM49 152H50V150H49ZM49 152L47 151L45 154L44 153H40L42 156H44V155H46L47 153L49 154ZM52 152V151H51ZM74 152H76V150L74 151ZM27 153V152H26ZM30 153V152H29ZM29 153H27V154H29ZM92 153V152H91ZM90 153V154H91ZM39 154V155H40ZM58 154V153H57ZM83 154V153H82ZM187 154V153H186ZM185 154V155H186ZM29 155H31V153L29 154ZM28 155V156H29ZM69 155L72 157H69ZM72 155H74V154H72ZM112 155V154H111ZM110 155V156H111ZM41 156V157H42ZM47 156V155H46ZM45 156V157H46ZM56 156V155H55ZM60 156H61V154H60ZM78 156V155H77ZM85 156V155H84ZM84 156H82V157H84ZM121 156H119V158H122ZM181 156V155H180ZM179 156V158H181L182 159V161L184 160V158L182 157V156H184V154H182V156L180 157ZM186 156H188V155H186ZM186 156H184V157H186ZM191 156V155H190ZM75 157V156H74ZM104 157V160H106V159H108V164H110V167H106L108 164H106V163H103V164H105L104 166H101V164H100V162L101 161H103V162H105L104 160H101L102 158ZM23 158V159H22ZM35 158V157H34ZM38 158V157H37ZM40 158V157H39ZM53 158V157H52ZM106 158V159H105ZM114 158V159H115ZM118 158V159H119ZM60 159V158H59ZM64 159V158H63ZM65 159V160H66ZM91 159V160H90ZM190 157L188 158V159H185V161H184V163H185V165L187 164V163H190ZM51 160V159H50ZM62 160V159H61ZM60 160V161H61ZM112 160H110V161H112ZM156 160H159V162H157ZM170 160V161H169ZM173 160V159H172ZM177 160H178V158H177ZM180 160V159H179ZM189 160V162H187V161ZM59 161V160H58ZM87 161H89V162H87ZM121 161V160H120ZM67 161H64V163L63 164H65ZM114 162V160L111 162V163H113ZM117 162H119V160L117 161ZM157 162V163H156ZM165 162V163H164ZM175 162V161H174ZM181 162V161H180ZM114 163H116V159H115V162ZM136 163H138V165L136 164ZM173 163V162H172ZM171 163V164H172ZM175 163H177V162H175ZM175 163H173V164H175ZM182 163V162H181ZM184 163H182V165H181V168H179L180 166H179V164L178 165H176V166H178V168L179 169H182V167L184 168L183 170H185V165H184ZM7 164V163H6ZM17 164H15V165H17ZM62 164V165H63ZM83 164V165H82ZM99 164H100V166L101 167H105V169L104 170H109L110 169V171H109V175H108V173L106 172V174H107V176L105 177V179L103 180L102 179V181H101V183H99V181L101 180L100 178H99V181H96L97 182V186L95 187V189H94V187L93 186H91L93 183L92 182H94L93 181V179L94 178H96V177H94V175H95V173H96V170L98 171H102L103 169L101 168L100 169V166H99ZM102 164V165H103ZM117 164V163H116ZM136 164V165H135ZM158 164H161L160 166H157ZM166 164V165H165ZM170 164V165H171ZM11 165V164H10ZM15 165H13V166H15ZM62 165L60 166V168L62 167ZM112 165V166H111ZM189 165V167H190V164H188ZM188 165H186V169H187V166ZM109 166V165H108ZM50 167V166H49ZM53 167V166H52ZM14 168V167H13ZM19 168V167H18ZM51 168V167H50ZM56 168V167H55ZM169 168V167H168ZM167 168V169H168ZM176 170H178L176 167H174ZM1 169H2V171H5L4 173H2V171H1ZM15 169V168H14ZM52 169V168H51ZM60 170L59 169V167H57L56 168V170ZM20 170V169H19ZM53 170H55V169H53ZM55 170V171H56ZM75 170V169H74ZM77 171L78 173L80 172V171ZM161 170V171H160ZM171 170H173L172 168H171ZM189 170V169H188ZM16 171V170H15ZM54 171V172H55ZM61 171V170H60ZM70 171H71V169H70ZM73 171V170H72ZM163 170H162V168H160L159 169V171L158 172H162ZM174 172L173 173H175L176 171L175 170H173ZM191 171V170H190ZM189 171V172H190ZM18 172V171H17ZM52 172V171H51ZM104 172L105 171H103V174H104ZM153 172V173H152ZM158 172H156V173H158ZM167 172V171H166ZM165 172V173H166ZM189 173L187 170L185 171V173ZM19 173V172H18ZM60 173V172H59ZM72 173V172H71ZM99 173H101V172H99ZM147 173H145V175L146 176H148V175H150V173L147 175ZM168 173H170V172H168ZM168 173H166L167 175H169L167 178H166V176L165 177H163V175H161V174H159V175H161V177L160 176H157L156 174V176L155 175H152V178H154L153 176H155V177H159V179L157 178L155 181H154V179L152 180L155 184L156 183H160L161 181L163 182L165 179H170V180H168V181H166L168 184H169V187L168 186H166L165 185V183H164V185L166 186H162L163 188L165 187V188H167V190H166V192L163 190V188H160L159 186H158V184L155 186V185H153L152 183H150L151 185H147V187L148 186H155L154 188H157V187H159L160 188V190L158 191V189H155V191L157 192V193H155V191H154V193H153V197H151V198H153L157 203H156V205H155V209H166L167 211L168 210H170V211H168V212H170L169 214H171V215H169V214H167V215H169L168 217L169 218H167L166 220H168V219H170V220H168V221H170L169 223H167L170 227H169V229H171L172 227V225H173V228L175 227L174 225L175 224H178L179 225V220H180V217L183 215V207H181V205H178V204H176V205H178V207H175L174 206V204H173V206H171L172 204H170V207H172V208H170V207H167L168 205H169V203L171 202V196L169 195V194H173V193H176L177 192V183H180V182H177V181H180V179L179 180H177L176 179V175L175 174H173L172 173V171H171V174L175 177V178H170V175L171 174H168ZM186 173V174H187ZM55 174V173H54ZM70 175V177H69V175ZM103 174H100V175H103ZM18 175V174H17ZM16 175V176H17ZM68 175V176H67ZM73 175V176H72ZM98 175V174H97ZM99 175V176H100ZM165 175V174H164ZM171 175V176H172ZM2 176V175H1ZM104 176V175H103ZM144 176V175H143ZM71 177H72V179H71ZM100 177H102V176H100ZM17 178V177H16ZM69 178V179H68ZM67 181H66V180ZM98 178H96V180H97ZM95 180V179H94ZM158 180V181H157ZM177 180V181H176ZM76 181H74V182H76ZM138 181V180H137ZM136 181V182H137ZM151 181V182H152ZM169 181H171V182H169ZM16 182H17V180H16ZM15 182V183H16ZM74 182H71V181H69L68 182V184H70V183H73V184H75ZM76 182V183H77ZM133 182V183H132ZM135 182V183H136ZM161 182V183H162ZM14 183V184H15ZM166 183V184H167ZM51 184V185H52ZM67 183H66V185L68 186V187H70L71 186V184L70 185H68ZM72 184V185H73ZM95 184H93V185H95ZM133 184V185H132ZM10 185V184H9ZM50 185V186H51ZM129 185H132L131 187L129 186ZM137 185V184H136ZM162 185V184H161ZM179 185V184H178ZM180 185H181V183H180ZM11 186V185H10ZM14 186V185H13ZM153 186L152 187H150V189H152V190H154V188H153ZM184 186V185H183ZM183 186H181V187H183ZM90 187H93V189L91 188V190H92V192H89V188ZM147 187H145V188H147ZM179 187V189L181 188L180 186H178ZM12 189H13V187H11ZM164 188V189H165ZM184 188V187H183ZM12 189H10L9 191H11L10 192V194L8 193V192H6V191H4V195H7L8 194V196H11V193H12ZM148 189V188H147ZM164 191V193H169L168 194V197L167 196H165L164 195V193H163V191ZM178 189V190H179ZM182 189V188H181ZM180 189V190H181ZM6 190H8V188H6ZM57 190V189H56ZM67 190H68V188H67ZM129 190V189H128ZM127 190V191H128ZM131 190V189H130ZM141 190V189H140ZM142 190H144L143 188H142ZM185 190V189H184ZM183 189L181 190V193H183V191H184ZM3 191V190H2ZM1 191V194L3 193ZM121 191V192H122ZM147 191V190H146ZM48 192H50V191H48ZM140 192V191H139ZM150 193H152L151 191H149ZM188 192V191H187ZM146 193V192H145ZM149 193V194H150ZM163 193V194H162ZM180 193V194H181ZM35 194V193H34ZM37 194V193H36ZM39 194V193H38ZM37 194V195H38ZM59 194V193H58ZM91 194V195H90ZM141 194V193H140ZM139 194V196H146L145 194H143V192H142V194L143 195H140ZM148 194V195H149ZM166 194V195H167ZM177 194V193H176ZM176 194H173L174 196L176 195ZM178 194H179V192H178ZM185 194H187V193H185ZM184 194V196H186V197H188V196H190V195H185ZM36 195V196H37ZM41 195V194H40ZM47 195H49L48 197H47ZM53 195V196H52ZM122 195V194H121ZM172 195V196H173ZM56 196H58V195H56ZM63 196L64 195H60V196H58V197H61V199L63 198ZM118 196H119V194H118ZM137 196V195H136ZM150 196H152L151 194H150ZM170 196V197H169ZM173 196V197H174ZM181 196V195H180ZM180 196H179V199H180ZM183 196V195H182ZM181 196V197H182ZM184 196H183V198L181 199V201H182V203H180V201H179V204H183V199H184ZM5 197V196H4ZM7 197V196H6ZM12 197V196H11ZM148 197V196H147ZM147 197H146V199H147ZM185 197V198H186ZM10 198V197H9ZM22 198L24 199V200H22ZM55 198V197H54ZM149 198V197H148ZM196 198V197H195ZM195 198L194 197H191V200L192 199H194L195 200ZM1 199H3L2 197H1ZM0 199V200H1ZM5 199V198H4ZM52 199V198H51ZM51 199H49L50 201H53V200H51ZM88 199V200H87ZM118 199V198H117ZM137 199H140V197H138ZM144 199V198H143ZM146 199H144L145 201H146ZM176 199V198H175ZM179 199H176L175 201L176 202H178V200ZM7 200H8V198H7ZM20 200V199H19ZM38 200V201H39ZM152 200V199H151ZM151 200H149V201H151ZM172 200H174V198L172 199ZM185 200H187V198L185 199ZM184 200V201H185ZM20 201V202H21ZM115 201H116V199H115ZM136 201H138V200H136ZM141 201V200H140ZM148 201V202H149ZM2 202V201H1ZM0 202V203H1ZM5 202V201H4ZM9 202V201H8ZM13 202V204H14V200L12 201ZM40 202V201H39ZM43 202V201H42ZM174 202V201H173ZM3 203V202H2ZM2 203L0 204V208H1V206L4 208V211L6 210L5 209V207H6V205L4 204V205H2ZM10 203V202H9ZM22 203H20V204H18V205H22ZM28 203V202H27ZM26 203V204H27ZM33 203V202H32ZM36 203V202H35ZM92 203V202H91ZM139 203V202H138ZM172 203V202H171ZM186 203L188 204V203H190V200H189V202H187L186 201ZM6 204H7V202H6ZM25 204V203H24ZM23 204V205H24ZM31 204V203H30ZM29 203H28V207L27 208H29L30 205ZM114 204V203H113ZM185 204V203H184ZM183 204V205H184ZM191 204V203H190ZM37 205H38V203H37ZM130 205V204H129ZM132 205V204H131ZM137 205V204H136ZM136 205H135V207L134 208H132V211H133V209L135 210V208H137L138 209V207H136ZM139 205H141V203H139ZM10 206H13V205H10ZM35 206V205H34ZM134 206V205H133ZM16 207V206H15ZM105 207V206H104ZM103 207V208H104ZM129 207V206H128ZM140 207H142V206H140ZM140 207H139V209H140ZM180 207V208H179ZM3 208H1V209H3ZM7 208V207H6ZM37 208H39V205H38V207H36V209ZM88 208V209H87ZM92 208H90V210H92ZM143 208H145L146 210H147V208L148 207H143ZM142 208V209H143ZM181 208H182V210H181ZM30 209V208H29ZM86 209H87V211H86ZM137 209H136V213H137ZM145 209H144V211H145ZM187 209V208H186ZM148 210H149V208H148ZM148 210H147V212H148ZM152 210H154V209H152ZM152 210H150V211H152ZM165 210V211H166ZM41 211V210H40ZM43 211H41V212H43ZM98 212L97 213H99V210H97ZM140 211H141V209H140ZM139 211V212H140ZM143 211V210H142ZM142 211H141V216H143L142 214H144V215H146L145 214V212H143L142 213ZM165 211H163V212H165ZM166 211V212H167ZM3 212V211H2ZM26 212V211H25ZM29 212H31V211H29ZM28 212V213H29ZM90 212H92V211H90ZM103 212V211H102ZM125 212H127V211H125ZM159 211H157V213H158ZM162 212V211H161ZM166 212H165V214H166ZM182 212V213H181ZM4 213H6L7 214V212H4ZM27 213V212H26ZM93 213V212H92ZM130 213V212H129ZM154 213H156V212H154ZM184 213H186V212H184ZM3 214V213H2ZM5 214V215H6ZM91 213H89V215H90ZM95 214V213H94ZM94 214H91V215H93V216H90L89 217V215H88V218H87V221H89V222H87V225L85 226L84 224H83V229L81 230V232L79 233L80 234V236H81V244L79 245V247L81 246V250L80 251H82V253L79 251V247L74 251V252H76L77 250V252L76 253H78V252H80L82 255H83V250L82 249H84L85 248V246L84 245H86L85 243H84V240L87 238V241L89 242V240H88V238L90 237V234L92 233V232H94L95 231V228L94 227H96V225L97 224H95L96 222L98 223V221H100L101 222V220L99 219L100 217H102L101 215H94ZM100 214H101V211H100ZM122 214H124V212L122 213ZM163 214V213H162ZM164 214V215H165ZM19 215H20V213H19ZM30 215V214H29ZM29 215H26V216H29ZM33 215V214H32ZM36 215V214H35ZM104 215V214H103ZM132 215V214H131ZM134 215H136L135 213H134ZM139 215V214H138ZM150 215V214H149ZM148 215V217H149V219L147 218V216H145L146 217V219H148V221L149 222H145V217H143L144 219L141 221L142 222V224L144 225H142V235H141V240H140V242H137L138 243V245H142L143 247H144V245H146L149 241H152L153 239H151V237H153V236H155V233H154V230H153V226L156 224L157 225V223H155V222H150V217H152V216H149ZM151 215H154V214H152L151 213ZM159 215H160V212H159ZM2 216V215H1ZM9 216V215H8ZM125 216V215H124ZM129 216V215H128ZM127 216V217H128ZM160 216H162L161 218L162 219H160ZM160 216H158V218L163 222V217H165V216H163V215H160ZM15 217V218H14ZM21 217V216H20ZM104 217V216H103ZM102 217V218H103ZM132 217H133V215H132ZM155 217V220L156 219H158V218H156V216H154ZM154 217L152 218V221H153V219H154ZM171 217V218H170ZM185 217V216H184ZM8 218V217H7ZM10 218H12V217H10ZM10 218H8V219H10ZM23 218H25V215H24V217ZM33 218H35V217H33ZM82 218V217H81ZM101 218V219H102ZM125 218V217H124ZM129 218V217H128ZM135 219H136V217H134ZM194 218V217H193ZM197 218V217H196ZM4 219V218H3ZM118 219H121V221L119 220V222L121 223H123V222H125V223H127L126 221H124V220H122V218H118ZM117 219V220H118ZM131 219V218H130ZM140 218L138 217V219L137 220H139ZM184 218H182L181 220H183ZM199 219V218H198ZM76 220V221H77ZM86 220V219H85ZM103 220H104V218H103ZM116 220V221H117ZM127 220V219H126ZM159 220V221H160ZM166 220L164 219V221L166 222ZM200 220H201V218H200ZM199 220V221H200ZM212 220V219H211ZM4 221V220H3ZM34 221V220H33ZM116 221H115V223H116ZM131 222H133L132 220H130ZM138 222L137 221V223L139 224H141V222ZM143 221H144V223H143ZM167 221V222H168ZM203 221V224L205 223H207V222H204L205 220H202ZM202 221H200V223L202 224ZM22 222V221H21ZM118 222V221H117ZM135 222V221H134ZM23 223V222H22ZM25 223H27V222H25ZM31 223V222H30ZM119 223V224H120ZM128 223H129V221H128ZM159 223H161V222H159ZM159 223H158V225H159ZM197 223H199L198 222V220H197ZM199 223V224H200ZM139 224V225H140ZM162 224V223H161ZM198 224V225H199ZM200 224V225H201ZM95 225V226H94ZM125 225V224H124ZM138 225V226H139ZM149 225V226H148ZM157 225V226H158ZM164 226L166 225V224H163ZM168 225H166L165 226V230H166V228L168 229ZM116 226V225H115ZM120 226V225H119ZM127 226V225H126ZM205 226V225H204ZM114 227V226H113ZM132 227H134L133 226V224H132ZM141 227V226H140ZM155 227V226H154ZM161 227H163V226H161ZM177 227V226H176ZM175 227V228H176ZM179 227V226H178ZM177 227V228H178ZM158 228V227H157ZM172 228V229H173ZM24 229V228H23ZM97 229V228H96ZM114 229H116V228H114ZM118 229H119V227H118ZM122 229V228H121ZM126 229V228H125ZM132 229V228H131ZM163 229V231H165ZM123 230H124V228H123ZM7 231V232H6ZM118 231V230H117ZM127 231V230H126ZM133 231V230H132ZM131 231V232H132ZM163 231H160V232H163ZM169 231V230H168ZM137 232H139V231H137ZM159 232V231H158ZM159 232V233H160ZM132 233H134V232H132ZM153 233H154V235H153ZM159 233H157V234H159ZM63 234H66V236H65V238L63 239V238H61V240H58V238L60 237V236H62ZM113 234V233H112ZM120 234V233H119ZM129 234V233H128ZM166 234V233H165ZM168 234V233H167ZM108 235V234H107ZM221 235V234H220ZM5 237H6V235H4ZM123 236V235H122ZM139 236V235H138ZM212 235H210V237H211ZM215 236V235H214ZM214 236H212V237H214ZM206 237V236H205ZM204 236H203V239L205 238ZM216 237L217 236H215V239H216ZM222 237V236H221ZM221 237H219V235H218V237L217 238H219V240H221ZM155 238V237H154ZM159 239L160 237H156V239ZM224 238L225 237H223V239L222 240H224ZM3 239V238H2ZM7 239V240H6ZM163 239V238H162ZM196 239V238H195ZM197 239H198V237H197ZM206 239V238H205ZM205 239H204V243H205ZM212 239V238H211ZM214 239V238H213ZM214 239V240H215ZM115 240V239H114ZM160 240V239H159ZM206 240H208V238L206 239ZM217 240V239H216ZM218 240V241H219ZM226 240V239H225ZM2 241V240H1ZM76 241V240H75ZM120 241V240H119ZM172 241V240H171ZM210 241V240H209ZM2 242V243H3ZM72 242V241H71ZM70 242V244H74V243H71ZM152 242H156V240L155 241H152ZM176 242V241H175ZM174 242V243H175ZM208 242V241H207ZM206 242V243H207ZM216 242V241H215ZM220 242V241H219ZM84 243V244H83ZM105 243V242H104ZM116 243V242H115ZM120 243V242H119ZM173 243V242H172ZM177 243V242H176ZM176 243H175V245H176ZM203 243V244H204ZM217 243V242H216ZM110 244V243H109ZM160 244V243H159ZM163 243H161V245H162ZM170 244V243H169ZM210 244V243H209ZM212 244V243H211ZM210 244V245H211ZM87 245H88V243H87ZM171 245V244H170ZM178 245V244H177ZM198 245V244H197ZM218 245V244H217ZM83 246H84V248H83ZM225 246V245H224ZM71 247H74V246H71ZM159 247V245H157V248ZM210 247V246H209ZM214 247H216V246H214ZM87 248V247H86ZM161 248V247H160ZM169 248V247H168ZM171 248V247H170ZM203 247H200V250L202 249ZM210 248H212V247H210ZM71 249V248H70ZM111 249H112V247H111ZM167 249V248H166ZM173 249V248H172ZM171 249V250H172ZM222 249V248H221ZM65 250V251H66ZM72 250V249H71ZM105 250V249H104ZM126 250V249H125ZM146 250H148V251H150L149 250V248L147 247V249ZM154 250H155V248H154ZM160 250V249H159ZM178 250V252L177 253H179V249H177ZM197 250H199L198 248H197ZM207 250L209 251L208 253H206V256L209 254L210 255V250L208 249V246H207ZM207 250H206V252H207ZM218 250V249H217ZM130 251V250H129ZM147 251V252H148ZM156 251V250H155ZM161 251V250H160ZM165 251H167V250H164V252ZM181 251H182V249H181ZM203 251V250H202ZM201 251V253H202V257H201V255L199 256L203 261H204V255H203V253L205 252V251H203L202 252ZM211 251H214L213 249L211 250ZM107 252H109V251H107ZM140 252V251H139ZM157 252V251H156ZM197 252H199V251H197ZM196 252V253H197ZM216 252V250L214 251V253ZM220 252V251H219ZM225 252V251H224ZM223 252V253H224ZM133 253V252H132ZM150 253V252H149ZM195 253V252H194ZM193 253V254H194ZM74 254V253H73ZM155 254V253H154ZM153 254V255H154ZM161 254V253H160ZM165 254V253H164ZM172 255H173V252L171 253ZM191 254V253H190ZM211 254H212V252H211ZM219 254V253H218ZM222 254V251H221V253H220V255ZM225 254V253H224ZM223 254V255H224ZM68 255V254H67ZM67 255H66V258H67ZM69 255H71V257H72V254H69ZM75 255V254H74ZM74 255H73V258H75L74 257ZM161 255H163V254H161ZM170 255V254H169ZM217 254L215 253V258H217L218 256H216ZM147 256V255H146ZM165 256H166V254H165ZM3 257V258H2ZM69 257V256H68ZM101 256H99V258H100ZM151 257V256H150ZM149 257V258H150ZM169 257V256H168ZM172 257V256H171ZM195 257V256H194ZM198 257V258H199ZM210 257V256H209ZM213 257V256H212ZM219 257H222V255L221 256H219ZM224 257V256H223ZM226 257V256H225ZM81 258H82V256H81ZM126 258V257H125ZM163 258H164V255H163ZM215 258H213V259H215ZM256 258V257H255ZM258 258V257H257ZM152 259H154L151 263H149V264H162L161 263V259H162V257L160 256V255H156V256H154ZM171 259V258H170ZM195 259V258H194ZM213 259H211V260H213ZM220 259V258H219ZM222 260L224 259V258H221ZM220 259V260H221ZM263 259V258H262ZM66 260V259H65ZM75 260V259H74ZM74 260H70V261H74ZM148 260H150V259H148ZM193 260V259H192ZM208 260V259H207ZM211 260L209 261L210 262V264H212V262L214 263V261H212L211 262ZM254 260V259H253ZM77 261V260H76ZM75 261V262H76ZM109 261V260H108ZM196 261V260H195ZM197 261H198V259H197ZM219 261V260H218ZM217 261V262H218ZM224 261V260H223ZM1 262H2V260H1ZM66 262V261H65ZM97 262V261H96ZM192 262V261H191ZM208 262V261H207ZM207 262H206V260L204 261V263H206L207 264ZM209 262H208V264H209ZM216 262V263H217ZM219 262H221V261H219ZM218 262V263H219ZM67 263V262H66ZM65 263V264H66ZM131 263V262H130ZM132 263H134L133 261H132ZM137 263V262H136ZM141 263H143V261L141 262ZM147 263H148V261H147ZM193 263H195V264H197L198 262H193ZM203 263V264H204ZM217 263V264H218ZM224 263V262H223ZM260 263H261V261H260ZM259 262L257 263V264H260ZM144 264V263H143ZM191 264V263H190ZM200 264H201V261H200ZM215 264V263H214ZM220 264H222V263H220ZM226 264V263H225ZM241 264V263H240ZM250 264H253V262H251Z\"/></svg>",
  "mask_w": 264,
  "mask_h": 264
}]
</instances>
